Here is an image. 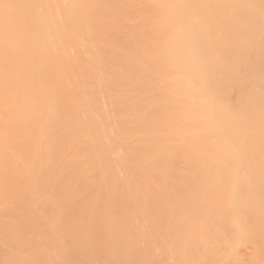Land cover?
I'll list each match as a JSON object with an SVG mask.
<instances>
[{
	"label": "rangeland",
	"instance_id": "1",
	"mask_svg": "<svg viewBox=\"0 0 264 264\" xmlns=\"http://www.w3.org/2000/svg\"><path fill=\"white\" fill-rule=\"evenodd\" d=\"M2 1L5 2V3L1 2V0H0V22H1L0 23V26H2V25L3 26H6V24H9L10 22H12L14 25L11 24V26L13 25V27H15L16 24L18 25V22L19 21H20L19 23H21V22H24L26 20L27 21H30V24H32V21L34 20V23L32 25H34L36 27H33V28H35V30L37 29L36 31H39L40 32L39 33L40 36H42V33H41L40 30L43 29L42 32H43V35H45L44 36L45 37L44 39L46 40V43H45L43 37H41V38L39 37L41 40L43 39V41H42L43 43L40 42L39 39H37L38 38L37 37L38 36L37 33H35V35H36L35 38L37 37L36 40L34 39V37L33 38L31 37L32 38L31 40H32V42H34L33 41V39H34L35 40V43L37 45L39 44V46L34 45V47L32 48V52L33 53L31 52V54H33V55L32 56H29L31 54L29 53L30 50H28V49H31V48L25 49L23 43L24 44H27V42H25V41L27 39H29V37L27 38V36L29 34H30V36H32L31 33H29L30 24L28 25L29 26V29L28 30L25 28L27 30L26 33H24L25 32L24 31V28H21L24 31L23 32L24 33L23 35H26L27 33H29V34H27V36H25L27 39H24V41H22L23 39L20 40L21 39V36L20 35H18V37L20 36V38H18L16 36V33H14L15 31L14 32L12 31V28L13 27L12 28L10 27L11 29L10 28L9 29L14 34L11 33V31H10V33L8 32V33H5L4 34L3 32H5V31L3 30V32H2L3 35H2L1 34V31H0V47H1L0 48V54L3 52V53H5V57H9V61L6 60L3 56L0 57L1 58V60H0V63H1L0 64V72L2 71V73H0V75H1L0 76V92H1L0 95L2 94L0 96V121H2V120L4 121V122L3 121L0 122V127L2 128V129L0 128V139H1L0 140V148L2 147L1 148L2 150L0 149V163H1L0 164V184H1L0 185V245L2 244V247L0 246V264H33V262H34V264H36V263L37 264H87V263L88 264H100L101 261L103 262V264L104 263L105 264H116V263H118V264H120V263L121 264H131V261L134 262V264L135 263H137V264H144V263L145 264H147V263L148 264H151L150 262H152V264H154L153 263L154 261L157 260L156 262H158V260L164 258V257L161 256L162 255V251L165 250L167 252L168 250H166V249H168V248L169 249H172L171 252H170L171 257H174L173 255H174V252H175V257L176 258L175 257L174 258L176 260H179V261H177V264H180L179 262H182L181 264H185V261H188L187 258L189 256H190L189 257L190 263L188 262L189 264H197V263L198 264H218V263L219 264H222L223 262H224L223 264H264V236H261V234L264 233V212H261V209L262 208H263L262 210H264V205H263L264 204V184L261 185L262 184L261 183L262 182L261 179L264 178V176L262 177V172H264V169H262V168H264V164H263L264 161L262 163L263 164V166H262V164H259V163H261L260 158L259 159L256 158L255 160L253 159L254 162H256V163L258 162V160L260 161L256 165L254 163L251 164V165L254 166V168H253L251 165H249L250 163L249 164H246V163H248L247 160L250 159V157L245 160L246 162L245 161L243 162L242 161L243 158L240 157V153H239V152L242 151V148L246 145L245 147H247L248 148L247 150H249V151H254V150H251L250 147H253L255 149V151H254L255 155L257 153H263L262 155H264V147H263L264 141L263 142L260 141L263 144V145L261 144L262 146L259 145V144H257V142H256L258 139L259 140L264 139V136H262V134L264 135V132H261L262 129L261 130H258L257 127H259V126L257 125V127H256V124H254V129L256 128L255 130L254 129L252 130V127H251V130L252 131L250 129L248 130L250 132H248L246 130H245V132H243L244 130L243 131H240L239 130V133L240 132H243L242 135L240 134V136H241L240 137L237 134L238 132H235L236 131L235 130L236 126L237 127L239 126L240 129H241V127L238 124V122H239L237 120L238 118H235L236 115L235 116L233 115V111H234V108L233 107H230V109H228L227 111H225L223 113V120H221L220 126L222 127L224 125H227V123H229V124H232V127H233V125H236L234 127V129H232V127L230 128L229 127V124H228L227 128L230 129V130L227 129V131H225L226 130L225 129L226 127L225 128L222 127V128H218L219 130L217 129L218 132H217V130H215L217 132L216 133L215 131L212 130V127H211V129L209 131V129H207V128L210 127V124L211 123L209 122L210 120L208 119V116H206L205 118H203L200 115L203 118V119H200V116H197V115H199V113L197 111H200V110H198V108L197 107H194V106L192 108H190V106H189V105H191L190 103H192V105H194L195 100L202 99L203 97H205V101L203 103L209 104L210 106H213L214 104H215L214 106H218L219 103H218V101L215 100V98H214L215 95L209 96L210 93L212 94L211 89L209 90V88H211V85L209 83L207 84L206 82H202L201 81V78L202 77H199V76L202 75L201 72H200V75H198V76H197V74L199 73V71L198 72L197 71L195 72V67L196 66L194 67L193 65H196V62H198V61H196L197 58H195L194 54L198 50L197 51L196 50L193 51V49H190L191 52H190V50H187V52H184L183 53L184 56H186L189 59L188 60V64L184 66V64H182L183 62L181 63L180 59H177V57H176L177 56V54H176L177 53V50H176L177 49V46H176L177 44H174V43H177V42L175 41V39H173V38L170 39L169 37H171V36H169V35H168L169 37H167V36L164 37V36H161L159 34H156L158 32L159 24H160L158 22L159 20H157L156 18H158L160 16V14H162L160 17H162V16L166 17L167 15H170L171 12H172V9H170L168 3L166 1H161V0H154V1L153 0H85V2L86 1L89 2V3H87L88 4L87 5L84 2V0H81V1L80 0H62V1L61 0H33L35 2L32 3V6L29 5L28 7L25 8V11H26V9L29 8V10H30V7H32L35 12L34 11L33 12L30 11L32 13L31 14L30 12L29 13L27 11L24 12V10H23L24 9V5L26 6L25 3H27L26 0H24V2H25L24 5H20V4H22V2H20L21 0H19V3H18V0H10V1H8V0H6V1L2 0ZM94 1H96V2H94ZM151 1H152V3H151ZM243 1H245V0H240V2H243ZM160 2H162V3H160ZM233 2H236L237 4L240 3L238 0H222V2L220 0H218V5L219 6H222L224 9L227 6L229 7V5H230L229 8H231L232 6L235 7L234 5H236V3L234 4ZM247 2L248 1L246 0V3ZM154 3H155V5H154ZM157 3H159V4H157ZM246 3L244 2L245 5H246ZM82 4L85 5V6H82ZM244 4L241 5V6L244 7L245 6ZM12 5L14 6L13 9H11L12 8ZM158 5H160L159 6V9H156V8H158ZM21 6H23V8H21ZM95 6H97V8ZM167 6H168V8H167ZM237 6L236 7L239 9L240 8V4H238ZM160 7H161V9H160ZM228 7L226 9H229ZM85 9L86 10H89L88 18H89V15L92 14V12L90 13V11L94 10L93 13H95L96 19H92V17H90L91 19H89V20L86 19L85 21H83V19H81V18H80L81 20H78L80 16L79 17L77 16L78 19H76V17H75L74 20H70V19H72L73 16H75L76 14H78L80 12H83ZM95 9H98V10H95ZM19 10H20L21 13L19 12ZM21 10H23V12ZM50 10H52V11H50ZM103 12H104V14H103ZM84 13H86V12H83L82 15H85ZM43 14L44 15L45 14L46 15L48 14V15L45 18L46 15L44 16ZM32 15L33 16L36 15V19ZM67 15H69V17H70L68 22H70V21L72 22V23H69V25L70 24L76 25V29H74L75 28L74 26H71L70 25L71 26L70 27L68 25V23L66 22L68 20V18H67L68 16ZM78 15H81V14H78ZM99 15H100V18H99ZM20 16H21V18H20ZM28 16H29V19H28ZM90 16H92V15H90ZM83 17L84 16H82V18ZM86 17L87 16H85V18ZM153 17H154V19H153ZM30 18L33 19V20H31ZM21 19H23L24 21L21 20ZM76 20H78V22L80 21L79 23H81V21H82V23L83 22L84 23L83 24L82 23L81 24H78V23L75 22ZM150 21H151V23H150ZM154 21H155V23H154ZM157 22H158V24H157ZM202 22H203V20H202ZM25 23L27 24V22H25ZM64 23H66V25H67L66 27H64V25H65ZM77 24L80 27H78ZM203 24H204L203 29L205 27L207 28V30L210 29V28H208L209 25H208V23L206 24L205 20H204ZM23 25H24V23H23ZM148 25H149V27H148ZM205 25H207V26H205ZM68 26H69V28L74 27V28H72V33H71V30H69V28H67ZM157 26H158V29H156ZM146 27H148V28H146ZM16 28H17V26H16ZM152 28L153 29H156L157 31L155 30L154 31L155 33H154ZM206 28L204 30H200L201 32L199 34L200 35L202 34L203 36H205V35L208 36L210 34L209 32H213L212 29L207 32ZM64 29H66V30H64ZM30 30H31L30 32H32V33L35 32V30H33V31H32V29H30ZM49 30H50V32H49ZM57 30H58V32L60 34L57 33ZM67 30H68V33L71 34V36H68L67 37V35H69L68 33H66ZM205 30H206V32H205ZM16 32H17V30H16ZM47 32H49V33L54 32V35L51 34L52 36H50V35H48L49 33H47ZM63 32H64V34H63ZM152 32L154 34H152ZM55 33L57 35H61L59 37H61L62 39H60L57 36L60 39V41H59L58 38H57L58 42H56L57 40H55L56 39L55 38L56 37V34ZM65 33H66V37L64 39L63 35H65ZM144 33L147 36H144ZM189 33L191 35L193 32H191V31H184L183 33H181L183 36L181 34L180 35L182 37H184L186 35L189 36ZM10 34H13V36L15 35L13 37V39H15V37H17L16 41L13 40V39H11L12 37H10ZM148 34H149V36H148ZM23 35H22V37H23ZM53 36H55V37H53ZM127 36H128V38H127ZM129 36H130V39H129ZM132 36H134V37H132ZM124 37H126V38H124ZM163 37L165 39H163ZM208 37L205 36L206 39H208ZM212 37L210 36L211 39H212ZM233 37H235V36L234 35H231V38L232 39L229 40V43H230L229 45H230V47H232L234 45L233 48H230V49L235 50V45L237 44V42L235 43V40L236 39L233 40ZM157 38H159L160 40L159 39L158 40H155ZM8 39H10L9 42H8ZM18 39L22 42V44H21L20 41H17ZM66 39H68V40H66ZM118 39H119L120 42L118 41ZM148 39H150V40L152 39L153 42L150 41V40H148ZM166 39L167 40H170V42L166 41ZM206 39H205V41H206ZM211 39H209V40H211ZM229 39H230V37H229ZM54 40H55V44L56 45L53 42ZM171 40H172V42H171ZM226 40L227 41H225V45L228 44L227 43L228 42V39H226ZM237 40H238V38H237ZM11 41H13L14 44L17 43V44H19L21 46L23 45V47H21V48H19V46H18V50L21 49L22 51L21 50L18 51L15 48V47H17V45L16 44H15L16 46L12 45L13 43ZM47 41H48L49 45H47V47H46L45 44H48ZM160 41L163 42L162 44H165V45L162 46V47H160L162 45ZM231 41H233V43H235V44H231ZM32 42L30 41V43H32ZM131 42H133V44ZM7 43H8V46H7ZM153 43H155L154 45H156V47L153 45ZM171 43H173V44H171ZM32 44H34V43H32ZM115 44H116V46H115ZM149 44H151L152 46L151 45L149 46ZM27 45H25V46L26 47H31V45L30 46H27ZM117 45H119L118 46L119 48L117 47ZM237 45H236V47H237ZM242 45H244V44H241V47H242ZM9 46H11V49H10ZM13 46H14L15 49H13ZM121 47H122V49H121ZM228 47L225 46L226 51L228 50ZM245 47H242V48H244V51L246 50ZM34 48H36L37 51H33ZM162 48H163V50H162ZM164 48L165 49L167 48L166 49L167 51H164L165 50ZM4 49H5V52H4ZM26 50H28V52H27V55L25 54V58H24V53H26L25 52ZM172 50H173L174 53L172 52ZM242 50L243 49H240V50L237 49L236 51L239 52V51H242ZM199 51H200V49H199ZM17 52H20V53H17ZM170 52H172V54ZM6 53H7V55L8 54H10V55L7 56ZM192 53H194L193 56H192ZM16 54H18V55H16ZM167 54H169V56ZM2 55H4V54H2ZM19 55H21L20 58L27 59L28 61L25 60V62L23 61L24 62L23 63L21 61L22 60L21 59L20 61L23 64L22 63L20 64V62H18ZM172 55H173V57H172ZM188 55H190L192 59L190 58V56L188 57ZM262 55H264V54H262ZM11 56H14L13 57V60H12V57ZM163 56H167L168 58L163 57ZM170 56H171V58H170ZM256 56H260V55H256ZM2 57L6 60V62H7L6 65L7 66L3 64L5 61H4V59ZM174 57H176V58H174ZM165 58L168 61V63L165 60ZM193 58H195L196 60H194ZM258 58L259 57H257V59ZM14 59L16 60V62H15ZM123 59L124 60L126 59L125 62L123 61ZM135 59H137L136 60L137 62L136 61L134 62ZM148 59H150V60H148ZM174 60L175 61L177 60V62H175ZM262 60H264V56H262ZM150 61L151 62L154 61V62H152V64H151ZM14 62L17 63L18 66L20 64V67H18L17 65H15ZM126 62H128V63H126ZM142 62H144V63H142ZM170 62H173V65L171 66V68H170V65L171 64L169 65ZM176 63H177V65H176ZM218 63H220V62H216V64L214 63V64L210 65L209 68H214L215 69L216 68L215 66H217ZM112 64H114V65H112ZM124 64L125 65L127 64V65L125 66ZM161 64H163V65H161ZM164 65H165V67H164ZM246 65L248 66V68H247ZM246 65H245L246 66V69H249V67L252 68V66H253L250 63L249 64L246 63ZM189 66H190V68H189ZM6 67H7V70H6ZM8 67H9V69H8ZM15 68H17L19 70H16ZM20 68L22 69V72H21ZM128 68H129V70H128ZM192 68H193V70H191ZM161 69H162V71H161ZM168 69H170V70H168ZM174 69H176L177 72ZM7 71L8 72L10 71L11 73L10 72L8 73ZM19 72H20V74H17ZM174 72H175V74H174ZM229 72H230L229 70L225 69V72L223 73L224 80H225L224 81V85H227V87L228 86L231 87L233 84H235L234 83L235 82V78L233 76H231ZM176 73L179 76H181L180 79H179L180 82L177 81L176 78H175V75H177ZM182 73H183V76H182ZM226 73H228L231 77L229 75H227ZM2 74H5V76L2 75ZM10 74H11V76H10ZM37 74H38V76H37ZM218 74L219 73H217V76H218ZM6 75L8 76V79L6 78L7 77ZM163 75H165V76H163ZM219 75H221V74H219ZM226 75H227V77H226ZM2 76H4V77H2ZM137 76H139L138 77L139 79L137 78ZM188 76H189L190 79L188 78ZM37 77H39V78H37ZM150 77H152V79ZM182 77H183V79H181ZM2 78H4V79L2 80ZM15 78L18 79V80H20V82L18 80H16ZM191 78L193 80H195L196 78H198L199 80L196 79L195 81H193V80H191ZM130 79H131V81L129 82ZM133 79H134V81H132ZM1 80H2L3 84L1 83ZM7 80H9V81H7ZM10 81H12V83ZM178 82H179V84H178ZM199 83H200V85H199ZM205 83H206V85H205ZM17 84L21 88L20 89L21 91L24 90L23 92H21L20 90H18L19 87L17 86ZM195 84L198 85V86H196ZM201 84H203V85H201ZM208 85H209V88H208ZM251 85L252 84H250V83L248 85L246 83L243 84V86L247 87V90H245L246 91V94L245 95H247V96L245 98H247L248 100L245 99V102H243V104L246 103L245 106L243 107V109L245 108V110H247L246 112L250 111V109L252 110L253 107L254 108L257 107V105H256L257 103H255L253 105L252 102H251V99H250L253 96V94H254V92H252V96H250V93L249 92H251V91L254 90L253 88L251 90L248 89V86H251ZM132 86L135 87V88H133ZM1 87H3V88H1ZM31 87H32V90H34V91H31ZM173 87H174V89H173ZM175 87H176V89H177V91L179 93L176 91ZM187 88H188V90H187ZM192 89L195 92H193ZM206 89L208 91H206ZM262 89L264 90L263 87H262ZM190 90H192V91H190ZM15 91L17 92V94H16ZM26 91L27 92L29 91V94L24 95V98H23L22 97L23 95L21 93L26 94ZM115 91H116L117 94L115 93ZM245 91L242 90V92H245ZM19 92H21V93L19 94ZM109 92H110V94H109ZM169 92H170L169 96H166V95H168ZM242 92L240 91L239 94L240 93L241 94H244ZM125 93H127V94H125ZM154 94H155V96H154ZM192 94H195V95H192ZM204 94L207 95V96H205ZM133 95H134V97H133ZM187 95H188V97L185 98V96H187ZM196 95H197V97H196ZM15 96H16V99H15ZM135 96H136V98L139 97V99H135ZM5 97H7L6 99H7L8 102L10 101L9 103H7V101L5 100ZM140 97H142V100H141ZM146 97H148L147 100H146ZM176 97L178 99H176ZM190 97H192L195 100L191 99ZM248 97H250V98H248ZM26 98H27V100H26ZM17 99H21V100H19V104H18V100ZM24 99L27 101V105L24 104V103H26V102H23V101H25ZM252 99H253V97H252ZM112 100H114V105H113ZM145 100H146V103H145ZM162 100H163L164 104H166L167 106L166 105H162L160 103V102H162ZM171 100H173V102ZM189 100H191L192 102H189ZM214 100H215V103L214 102L211 103V101H214ZM132 101H133V103H132ZM186 101L189 103V105L187 104ZM20 102L21 103L23 102V103L21 104ZM28 102H29V104H28ZM34 102L36 104H34ZM111 102H112V104H111ZM118 102H120V103H118ZM182 102L184 104L186 103V106L185 107H183L184 104ZM216 102H217V104H216ZM107 103H108V105L111 104V106H108L109 107L108 109L106 108L107 105H105ZM134 103H136V104H134ZM141 103H142V105H141ZM17 104L18 105H22V106H18ZM145 104H146V106H145ZM155 104H156L157 107L155 106ZM24 105H26V106H24ZM124 105H125V107H124ZM127 105H128V107H127ZM132 105H133L134 108L132 107ZM176 105H177V107H176ZM255 105H256V107H255ZM53 106H56V107L53 108ZM147 106H148V108H147ZM173 106H175V109H173L174 108ZM138 107H139V109H138ZM163 107H164V109H163ZM60 108L63 109V110H60ZM115 108H117V109H115ZM156 108H157V110H156ZM55 109H56V111H55ZM142 109H144L146 111H144ZM176 109H177V111H176ZM195 109H197L196 112H195ZM258 109H260V108H258ZM26 110H27V112H25ZM139 110H142L143 112H141ZM7 111L8 112L12 111V112L8 113ZM57 111H59V113ZM255 111L257 112V110H254L252 112H255ZM235 112H237L236 108H235ZM252 112H248V113L251 114ZM34 113H35V115H34ZM141 113H142V115H141ZM157 113H158V115H157ZM173 113H174V115L176 114L177 116L176 115L174 116ZM230 113H232V114H230ZM248 113H246V114H248ZM52 114H53L54 117L52 116ZM55 114H57V116ZM201 114H203V113H201ZM224 114H226L227 116L225 115L226 116L225 117ZM58 115H60V116H58ZM254 115H255V113H254ZM51 116H52V118H51ZM166 116H168V117L166 118ZM55 117H57L58 120H56ZM152 117L153 118H157V119H153ZM161 117H163V120L166 119L165 120L166 122L164 121V123H166V126L168 125L167 127L164 126L165 124L163 125V122L161 120L162 119ZM189 117H191V118L189 119ZM175 118H176L177 121L175 120ZM38 119H42V120L40 121ZM152 119H153V121H151ZM24 120L26 121V123H25ZM43 120H45L46 123ZM185 120H187L186 123L184 122ZM17 121H18V123H17ZM223 121H224V123L222 124ZM6 122L8 123V125L9 124L10 125L8 126L6 124ZM52 122H54V123H52ZM56 122H57V124H56ZM151 122H152V124H157V125L149 126L148 124H150ZM170 122H171V124H170ZM243 122H241V123H243L244 125H246L245 124L246 121H243ZM48 123H49V125H48ZM187 123H188V125H187ZM39 124H41V125H39ZM53 124H54V126H53ZM145 124H147V125H145ZM181 124L184 125V126H182ZM44 125H46V126H44ZM55 126H57V127H55ZM147 126H149V127H147ZM161 126H163V127L161 128ZM173 126H174V128H173ZM185 126H187L188 128L185 127ZM11 127L13 128L12 130L10 129ZM14 127L16 128V130H15ZM17 127L19 129H21V130L19 131V129ZM144 127H146L147 130ZM164 127H165V130H163ZM150 128H153L154 130H152ZM195 128H196V130H194ZM243 128L244 129H248V127L245 128V126ZM197 129L199 130L198 133H197ZM222 129L223 130L225 129V130L223 131ZM259 129H260V127H259ZM9 130H11L12 133L15 132V135L14 134L12 135V133L9 134ZM155 130H157L156 132H158V130H162V132L159 131V133H160V135H159V133H157V134L155 133ZM186 130H188L190 133L188 131H186ZM200 130H202V132ZM17 131H18V133H17ZM175 131L176 132H179V133L175 134L176 133ZM184 131H185V135L186 136L183 133ZM194 131H196V135H195ZM259 131L262 133L260 135L261 137H263L262 139H261L260 136L258 137ZM98 132H100V133H98ZM221 132H222V134H221ZM94 133H95V136H94ZM134 133H135V135H134ZM129 134H131V135H129ZM138 134H139V136H137ZM155 134L157 136L159 135L158 136V139H156V140H155V138L157 136L155 137L154 136ZM190 134H191V136H190ZM192 134H193V137H192ZM216 134H218V135H216ZM245 134L247 136H245ZM5 135H6V137L9 136V137H7L8 140L5 137ZM18 135H19V137H18ZM187 135H188V137H187ZM198 135H200V137L201 136L203 137V135H205L204 136L205 139H206V135H207L206 141H209L208 137L209 138L212 137V139H210L211 142L210 141L209 142L210 143L213 142V143L210 144L208 142L209 145L208 144L207 145H204L207 142H203V144L202 143L201 144H202V147L204 146V149H198L199 147L196 148V144L194 143V145H195L194 146L192 142H193V140L194 141L197 140V138L199 137ZM22 136H23L24 140L27 141V142H25L23 140ZM145 136H147V137L144 138ZM149 136L151 137V140H150V137ZM172 136H174L176 138H174V137L171 138ZM219 136L221 138H223V140ZM253 136H254V139L252 138ZM13 137H14V139H12ZM123 137L126 138L127 140L124 139ZM135 137H136V141H135ZM148 137H149V139H148ZM214 137H215V139H214ZM232 137L233 138L235 137V138L233 139ZM250 137H251V139H250ZM16 138H19V139L16 140ZM184 138H186V139H184ZM190 138L193 139V140H191ZM256 138H258V139H256ZM34 139L37 142H35ZM122 139L124 141H121ZM129 139L131 140V142L129 141ZM145 139H147V140H145ZM169 139H171V140H169ZM198 139L200 140V138H198ZM220 139H221V141H220ZM235 139H236V141H235ZM41 140H42V142H41ZM138 140H140V141H138ZM233 140L235 142H237L235 145H234L235 142ZM252 140H254V141H252ZM30 141H32V143H34V144H32ZM38 141L41 143V145L39 144ZM117 141L120 142L121 145L118 143L120 147H117L118 146L116 144ZM132 141H133V143H132ZM16 142H17V144H16ZM28 142L31 143L33 146H35L36 149L34 147H32V145L29 144ZM128 142H129V144L127 145ZM169 142H171V143H169ZM190 142L192 143V145H190L191 144ZM225 142H226V144L229 147H227V145L225 144ZM229 142H231V143H229ZM241 142L243 143V147H242V143ZM248 142H251V143H248ZM255 142H256V144H254ZM260 142H258V143H260ZM150 143H151V145H150ZM154 143H155V145H154ZM36 144H37V146H36ZM106 144L109 145V146H107ZM152 144L155 147H153ZM231 144H232V147H231ZM22 145H23V147H22ZM44 145H47V146L46 147H43L44 148L43 150L45 152L47 151L46 153L47 154L49 153V155H50V156L49 155L48 156L46 155V157H49L50 158L52 156L51 157L52 158V161H50V162H49L50 159L48 160V158H46L43 155V154H45V152L42 151V152H44L43 154L40 152L41 149H40L39 146H44ZM122 145L123 146L125 145V146L124 147H121ZM172 145H174V146H172ZM221 145H222L223 148L221 147ZM24 146H26L25 149H24ZM29 146L32 147V148H29ZM151 146H152V148H150ZM158 146L163 147V148H157ZM176 146H177V148H175ZM207 146H208V148H207ZM234 146H235V148H234ZM57 147L58 148L61 147V148L58 149ZM100 147H102V148L100 149ZM126 147H127V149H126ZM181 147H182V149H181ZM186 147H188V148L186 149ZM240 147H242V148L240 149ZM45 148H47V149L49 148V149L46 150ZM95 148H96V150H95ZM171 148H172V150H171ZM193 148H194V150H193ZM217 148H219V149H217ZM50 149L51 150L53 149V150L51 151ZM119 149L121 150L122 155H121V152H120ZM149 149L150 150L152 149V150L149 151ZM155 149L156 150L158 149V152L159 151L162 152L163 149H164L166 153L163 151V154L161 156H159L161 152L160 153H157L155 151ZM168 149H170V151ZM176 149H178V150H176ZM197 149H198V151L199 150H201V151L197 152L196 151ZM14 150H16V152ZM22 150H24V151H22ZM37 150L40 152L39 155H38V151ZM56 150H57V152H55ZM146 150H147V152H146ZM217 150H218V152H217ZM222 150H223V152H222ZM234 150H235V152H234ZM243 150H246V149L243 148ZM105 151H107V152H105ZM125 151L127 153H125ZM174 151H177V152L175 153ZM188 151H190V152H188ZM202 151H204L206 153H204ZM58 152H60V153L58 154ZM145 152H146V154H148L147 156H146ZM124 153H125V155H124ZM236 153L238 155H236ZM154 154H156L158 156L157 159H156V156ZM169 154H170V156H169ZM175 154L177 155V159L175 157ZM244 154L246 155L245 152H244ZM35 155L39 156L40 159L45 160V165L47 167L45 165H43L44 164L43 162H42L43 164L41 163V161H43V160L40 161V159L39 158L37 159V156H35ZM83 155H85V156H83ZM144 155H145V157H144ZM227 155H229L227 158L229 159V157H230L232 159V161H229V162H231V164L230 163H227L228 161H226V164H228V165L230 164L231 166H235L236 171H235V169H233L234 167L232 168L229 165L231 167L230 169H232L233 171H235L234 173L232 171V173L234 175L231 174V172H230L231 175L230 174L229 175L228 174L227 175L226 174L223 175V172L222 171H223L224 167L227 166V165H225V162L222 161V160H226L225 159V156H227ZM250 155H251V152H250ZM66 156H67V158H66ZM92 156L94 157V159H93ZM181 156H182V158H181ZM188 156L190 158H188ZM205 156L207 158H205ZM43 157H45V158H43ZM57 157H58V160L56 159ZM110 157H111L112 160L110 159ZM126 157H127V159H125ZM107 158H109V160ZM211 158H213L212 159V162H211ZM245 158H247V157H245ZM231 159H229V160H231ZM235 159H236V161H235ZM237 159H240V160L237 161ZM46 160H47V162H46ZM115 160L116 161L119 160V161L116 162ZM157 160H159L160 163ZM170 160H172V161H170ZM183 160H184V162H183ZM213 160H214V162H213ZM253 160H252V162H253ZM166 161H168V163L171 165V167H170V165L168 163H165ZM208 161H210V162H208ZM48 162H49V165L52 164V166H53L52 168L53 169H51V166H49L50 168L48 167V164H47ZM161 162H162V164H161ZM232 162H233V164H232ZM37 164H40V165H37ZM56 164H57V166H56ZM62 164L64 166H62ZM153 164H155L156 166L153 165ZM157 164H160V166L157 165ZM187 164H188V166H187ZM65 165H67V167L69 169ZM198 165H200V166H198ZM210 165L214 167V168L211 169V171L214 172L213 174H212V172H210V168H211ZM259 165H260V167H259ZM41 166L46 167L47 172L49 171V173H51V174L48 173L49 174V176H48V174L46 173V169H43L44 167L41 168ZM173 166L174 167L177 166L178 168L176 167L175 168L176 170H174V167ZM180 166L182 168H180ZM216 166H218V167L220 166V169L218 167H216ZM229 166H227V168ZM24 167H26V168H24ZM184 167H186V168H184ZM6 168H8V169H6ZM40 168H41V170H40ZM205 168H207L208 171ZM1 169L4 171V173H3V171ZM202 169H204L205 171L204 170L202 171ZM61 170H63V171L61 172ZM74 170H76V171H74ZM158 170H159V172H158ZM164 170L166 171V173L164 172ZM196 170H198L197 173H195ZM217 170H218V172H217ZM19 171H20V173H19ZM54 171H55V174L53 175V172ZM252 171H254L255 174H254V172L252 173ZM36 172L37 173L42 172V173H40L41 176H39V174L37 175ZM76 172H77V174H76ZM78 172H79V174H78ZM9 173L11 175H9ZM32 173H34V174H32ZM73 173H74V175H73ZM178 173H179V175H178ZM250 173H251V175H249ZM14 174H15V176H14ZM44 174H46L45 176L46 177L48 176V177L47 178L46 177L44 178ZM147 174L149 176H147V178H146V175ZM183 174H184V176H183ZM219 174H220V177H219ZM162 175H163V177H162ZM166 175H167V178L165 177ZM180 175H181V177H180ZM82 176H84V177H82ZM154 176H155V178H154ZM244 176H246V177H244ZM195 177H197V178H195ZM58 178H59V180H57ZM172 178H175V182H177L175 184V182L173 181V184H175L174 187H173V185H171V182L168 183ZM183 178H184V181L189 180V181H187L189 183L186 182V185H185L184 181L182 182ZM214 178H216V179H214ZM29 179H31V181ZM79 179H81V180H79ZM213 179L214 180H217L218 179L217 180L218 183L216 181H214V184H213ZM14 180H16V181H14ZM172 180H174V179H172ZM232 180L235 181V182H233ZM178 181H179V183H178ZM191 181L193 182V184L191 183ZM199 181L200 182L203 181V187L204 188L201 187V189H206L207 188L206 189L207 191L203 190V192L204 191L206 192L204 194L202 193L200 187L198 186L199 184H200V186L202 184ZM223 181H224V183H223ZM15 182H17V183H15ZM44 182H46L48 185L46 183H44ZM67 182H68V184H67ZM71 182H72V185H71ZM165 182H166V184H165ZM181 182L184 183V184H181ZM194 182L195 183H198L197 184V187H199V188L192 189L193 188L192 186H188L192 190H196V192L195 191H192V192H194L192 194V195H194V198H192V196H191V197H188L186 199V197L189 196V194L191 195L190 192L188 193V191H190L191 189H189L187 187V185L188 184L189 185H194ZM215 182H216V184H215ZM158 183H160V184L158 185ZM255 183H256V185H255ZM64 184H66L67 187ZM152 184H153V186H152ZM163 184H164V187H163ZM177 184H178V187H177ZM217 184H219V185H217ZM227 184H229V186H232V187H230V189H229V186H227ZM232 184L236 185L235 186V190L236 191L234 189H232L234 187ZM168 185H170V186H168ZM181 185H185V187L187 189H189V190H187L184 186H182L184 189H186V190H184L181 187ZM211 185H213V186L211 187ZM6 186H7V188H6ZM244 186H246V187H244ZM254 186L256 187V189H255ZM2 187H3V189H2ZM152 187L153 188L156 187V189L155 188L153 189ZM157 187H159V188H157ZM167 187L168 188H172L173 187L174 189H169V190L168 189H165ZM217 187L218 188L221 187V189H222V192H220V195H217L219 193V192H217L218 191V188ZM242 187H244V189H242ZM103 188H105V189H103ZM160 188H162V189H160ZM179 188L181 189V191H183L182 193H181L180 190L179 191L176 190V189H179ZM5 189H7V190H5ZM159 189H160L161 192L160 191H157ZM198 189H200V194H202V195H200L198 193L200 196L205 195V198L204 197L201 198L202 200L200 199V196H197L195 198V196L197 195V192L199 191ZM231 189L233 190V192H231ZM8 190H10V191H8ZM13 190H14V192H13ZM113 190L115 191V193H113L114 192ZM173 190H175V191H173ZM154 191H156V192H154ZM169 191H170L171 194L169 193ZM185 191L187 192V196H184V195H183L184 197L181 196L184 193L186 195V192ZM2 192H3V194H2ZM10 192H12V193H10ZM152 192L155 193V194H152ZM157 192H159V193H157ZM166 192H167V194H166ZM174 192H175V194H173ZM123 193L125 195V198H128V199H126L127 201L123 197L124 196ZM127 193H128V196L126 195ZM168 193L170 194L169 197H168V195H169ZM177 193H178V195H176ZM232 193H234L235 195L232 194ZM114 194L117 197H115ZM223 194L226 195V196H224ZM113 195H114V197H113ZM118 195H119V197H118ZM150 195L152 196V198H151ZM160 195L162 197H164L166 195L167 196V199H166V197L164 199H162V197ZM228 195L233 196V198H236L238 201H241V202H243V200H244L245 197H247L248 201H249V199L257 200L258 205H255V206H259V207H257L258 209H260L262 207L259 210V213L260 212L261 213L260 214L258 213L259 215L257 214L256 216H255V214L252 215V213H254V210H253V212L251 210L252 213L249 212L250 210L247 211L248 209H246L245 207L248 204L246 205L245 202H243L246 205L245 207L243 206L244 204L243 205H237V206H239L240 211L241 210H243L244 212L247 211L246 212L247 214L244 213V214H246L244 216H242L243 215L242 213H241L242 215L239 214L240 216L238 215V213L234 214L236 212V210H237V212H239V210H238L239 208L238 207H236L238 209H235L234 208L235 207L234 206V199H231V197L228 196ZM3 196H5L6 198H3ZM9 196H11V197L8 198ZM146 196H148V197L150 196L149 199L146 198ZM180 196H181L182 199L185 198L188 201V202L187 201L185 202L184 200L179 199V201H182V202H180L181 206L179 204V207H181V209L182 208L184 209V210H182L183 215L181 214L182 213L181 212V209L178 207V203H179L178 200H176L177 202L174 201L175 199L180 198ZM249 196H250V198H249ZM33 197H34V199H33ZM61 197H62V199H61ZM153 197H155V199H154L155 202L152 200ZM156 197H159V198H156ZM207 197H209V198H207ZM1 198L4 200L3 203H2L3 200ZM40 198H42V199H40ZM116 198H117L118 201L116 200ZM122 198H123V201H122ZM172 198H173V200H172ZM190 198H192L191 199V203L189 201ZM198 198L202 202H199L198 201L199 200ZM224 198L225 199L227 198V199L224 200ZM260 198L262 200H260ZM58 199H60V200H58ZM156 199H157V201H156ZM160 199H161V201H159V203H158V200H160ZM194 199L195 200L197 199L196 201H198L199 204H197V202ZM206 199H209L210 202H211V204H215L216 206L219 204V203L218 204L215 203L217 200H219V202L221 203L222 206L227 201V203H229L230 210L231 209L232 210L235 209V210H233L234 213H232V212L229 211V209H227L228 211H226V207H225V210H224L223 213L228 214L227 215L228 218L226 219L225 218L226 215H224L222 213L223 214L222 216H224V218L222 217L223 221L220 222L221 220H219L220 225H221V223H223L221 226H223V227L224 226H227V228L229 226H231L232 227V228L230 227L231 230H230V228H229V230L226 229V227L225 228H222V230H219L218 231L220 233L219 235H218V232H216V234H214V231H213L212 234H214L213 235L214 237H212L211 235H209L210 237H212V238L209 237L210 239H212L211 240L212 243L210 242V240L208 241V239H209L208 237H206V238H208L207 241L202 237L203 238L202 240L204 242V244H203L202 243V240H200L201 238L198 239V237L200 235L194 229V227L197 226V225H199L200 228L198 226L195 227V228L198 229V230L200 229L199 232L203 233V231H204L203 228H205V226L208 225L207 222H210V224H211V223L215 222L214 219L215 220L217 219V221H218V216H216L217 218L214 217L213 220H212V218L210 217V214H209V219H208L209 221L207 219L203 218V216L201 218V216H200L201 214H199V213H201V211H198V210H202V208H199V205L201 206V204L202 205H204L205 203L207 204V201L208 200L206 201ZM30 200H32V201H30ZM33 200L35 202L37 201V205H36V203ZM52 200H53L54 203L52 202ZM67 200H69L71 202H68ZM76 200H77V202H76ZM144 200H146L147 202L144 201ZM170 200H172L173 202L177 203L178 209L175 206L173 208V203ZM214 200H216V201H214ZM228 200H230V201L228 202ZM232 200H233V202H232L233 206L230 205V202ZM9 201H10V203H9ZM80 201L81 202H84L85 201L84 204L86 203L85 204L86 206L83 203L81 204ZM165 201H168L169 203L166 202L167 203L166 204ZM193 201H195L194 204L192 203ZM29 202H31V203H29ZM64 202L66 203V206H65V203ZM105 202H106L107 206H106ZM148 202H149V204H148ZM161 202H162V204H161ZM163 202L167 205V206L165 205L166 208H163V204H164ZM237 202L235 203V205L237 204ZM15 203L17 205L20 203V205L17 206ZM79 203H80V205H79ZM139 203H141V204H139ZM171 203H172V205H171ZM186 203H187V205H186ZM188 203L190 205H188ZM251 203H252V201H251ZM21 204H22V206H21ZM46 204L47 205L48 204L49 205L52 204L53 206L52 205L51 206H49V205L47 206ZM57 204H59V205H57ZM74 204H75V206H74ZM89 204H90V206H89ZM95 204H96L97 207L95 206ZM121 204H122V206H121ZM159 204H161V205H159ZM168 204H170V206ZM183 204H185L186 207L189 206V208L193 205L192 207H193L194 210H192V207H191V209L188 208L190 210V212H189L187 209H185V206L182 207ZM208 204H210L209 201H208ZM261 204H262V206H260ZM28 205H30V206H28ZM38 205H39V207H38ZM78 205H79V207H78ZM83 205H84V207H82ZM195 205H197L198 207H196ZM31 206H33L34 208L32 209ZM35 206L38 207V208H36ZM123 206H124V208H123ZM158 206H160V208H158ZM40 207H41L42 210L41 209L39 210ZM49 207H52V208L49 209ZM91 207H94L95 208V211H93L94 209H91ZM142 207H143V209H142ZM218 207L220 208V206H218ZM10 208L12 209V211H10ZM100 208L103 209V210H101ZM34 209H36V210H34ZM155 209H156V211L158 210L159 212L158 211L155 212ZM166 209L169 210L170 212L169 211L167 212ZM179 209H180V213L178 211H176V210H179ZM249 209H252V208L249 207ZM255 209H256V207H255ZM117 210H118V212H117ZM185 210H187L188 216H190L189 218H191V217L194 218L195 217V219H192V220L190 219V222L187 219V222H189V224L185 220L186 219V215H185L186 212H185ZM206 210L204 209V211H206V213H210L209 206L207 207ZM220 210H218L219 211V215H220V212L222 211V210L221 211ZM257 210H255V213H257L256 212ZM145 211H147V212H145ZM164 211H165L166 215H165ZM90 212H92V213H90ZM152 212H154L153 213L154 215L152 214ZM171 212H173V213L175 212V214H177V215H174ZM202 212H203V210H202ZM215 212H214V216H215ZM227 212H229L231 214H229ZM71 213H72V215H71ZM156 213H158V215H160V216H158ZM169 213H171V214L169 215ZM189 213H190V215H189ZM103 214H105V215L103 216ZM128 214H129V218L127 217ZM194 214H195V216H194ZM96 215H98V216H96ZM163 215L166 216L167 219L166 218L163 219V217H161ZM230 215H233V216H230ZM123 216H124V218L126 220L124 218H122ZM147 216H149V217H147ZM154 216L156 218H154ZM172 216L179 217L178 218L179 220L183 216L182 217L183 219H182V221L181 220L180 221L177 220V222H181L178 225V223L175 222L176 223L175 224L173 222V221H176L174 218L177 219V217H174L173 218ZM188 216H187V218H188ZM196 216H198L197 217V220L200 218L199 220H202L203 219V221H199V223H198V221L196 220ZM236 216L239 217V218H237ZM144 217H146V218H144ZM16 218H17V220H16ZM170 218H173V220L170 221L171 220ZM77 219H79V220H77ZM122 219L124 221L121 223L120 220H122ZM156 219H157V221H156ZM137 220H138V222H137ZM183 220L186 222L185 224L183 223ZM206 220H207V222H205ZM226 220L229 222V224H228V222ZM251 220H253V221H251ZM11 221H12V223H11ZM58 221H59V223H57ZM77 221H79V223ZM93 221H95V222H93ZM194 221H195V223H194ZM224 221H226V222L224 223ZM100 222H101V224H100ZM130 222L131 223L133 222V223L131 224ZM201 222H202V224H201ZM204 222L207 225L205 224V226H204ZM98 223L100 224V226H99ZM102 223L104 225H102ZM114 223H117V224L119 223V224L118 225L116 224V227L114 228V226H115ZM170 223H171V225L170 226H167ZM190 223H193V225L190 224ZM196 223H198V224L194 226V224H196ZM226 223H227V225H226ZM250 223H251V225H250ZM254 223H256L257 228L255 227V229H251V227H254ZM18 224H19V226H18ZM112 224H114V225H112ZM125 224H126V227H127L126 229H124L125 228ZM148 224H151L152 226L150 225V227H149ZM159 224H161V225H159ZM181 224L182 225L184 224V226H182ZM11 225H13L14 227L11 226ZM20 225H21V227H20ZM96 225H97V227H96ZM138 225H139L140 228L138 227ZM175 225L178 226L177 229H174L176 231H174L172 229V227H171V226H174L173 228H176ZM201 225H203V226H201ZM220 225L217 226V227H220ZM55 226H56V228H55ZM68 226H70V227H68ZM91 226L94 227V229ZM103 226H105V228ZM120 226L123 227V228H120V230L122 229L121 231H123V229L126 232L128 231L127 232V235H125L126 232L123 231L124 233H122V232H120L118 230ZM136 226H137L138 229L136 228ZM87 227L88 228L90 227V229L88 230ZM166 227H168L167 228L168 230H166ZM170 227H171L172 230H170ZM191 227L195 230V232L197 234L194 231H193L194 234L191 232L193 235L189 233L191 230H193ZM18 228H19V231H18ZM68 228H70V229H68ZM112 228H114L115 230L113 231ZM147 228L149 230H152V232H150V231L147 232L148 231ZM178 228H179L180 231H178ZM186 228H188V230H190V231H188V230L187 231H188L189 236H192L191 238L188 236L187 233H186V235H184L185 232H187L186 231ZM91 229H92V231H91ZM108 229L110 230L111 234L109 232H107ZM181 229H183L182 231H185V232H181ZM238 229H240V230H238ZM94 230H98V233L95 231L96 234H97V236H96L95 232H93ZM116 230H118V231H116ZM129 230H131V232ZM153 230L155 231L154 233H153ZM259 230L262 233L261 232L259 233ZM70 231H72V232H70ZM115 231H116V233H114ZM168 231H169L170 235H169V233L166 234V232H168ZM220 231H222L223 234ZM233 231H234L235 234L233 233ZM118 232H120L121 234L118 233ZM163 232L166 234V236H165V234ZM239 232H240V235H239ZM87 233H89V235H87ZM91 233H93V234H91ZM106 233H108L110 235H106ZM128 233H129V235H128ZM135 233L137 234L136 235L137 237L135 236ZM227 233H228V235H227ZM116 234H118V235L120 234L122 236H125V239H124V237L122 238L125 243L121 239L122 236L120 237V235H119V237H120V240L119 241L121 242V245L120 246L119 245H116V244H120L119 241H118L119 237ZM182 234H183L184 237H182ZM85 235H87V236L85 237ZM100 235H102V237ZM145 235L146 236H149V237H146ZM176 235H177V238H176ZM197 235H199V236H197ZM215 235H216V237H215ZM63 236L65 237V239H64ZM73 236L76 238V240L74 239ZM89 236H91V237H89ZM105 236H107V237H105ZM108 236H109V238H110L111 241L109 240ZM178 236H180L182 239H184L185 244L183 243V241L181 239L179 241L178 238H180V237H178ZM201 236H202V234H201ZM217 236H218V239L216 240ZM226 236H227V239H226ZM61 237H63V238L61 239ZM84 237L85 238H88L89 237V239L94 238V240L92 239V241L89 240V242H88V240L85 239ZM127 237H129V238H127ZM166 237L169 238L170 241ZM194 237H195V239H194ZM196 237H197V239H196ZM2 238H3V240H2ZM18 238H19V240H18ZM95 238H97V239H95ZM115 238H118V239L115 240ZM130 238H132V239H130ZM139 238L141 239L140 241H139ZM172 238H173V240H172ZM185 238H187V239H185ZM213 238H215L214 241L216 240L215 243L213 242ZM58 239H60V240H58ZM113 239H114V241L112 242ZM142 239H144V240H142ZM159 239H161V240H159ZM163 239H164L165 244L163 243ZM188 239H191V240H188ZM192 239H193V242L196 241V243H193L192 242ZM37 240H38V242H37ZM145 240H147V241H145ZM166 240H168V241H166ZM185 240L191 241L194 245L192 243L190 244V242H187ZM70 241H71V243H70ZM73 241L76 244L72 243ZM171 241H173V242L171 243ZM205 241H206V243L208 245L206 247H205ZM222 241H223V243H222ZM82 242L84 243V247L82 246L83 245ZM90 242H96V243L95 244L94 243H91L90 244ZM109 242H110V244L107 245ZM198 242H201L202 244L201 243L197 244ZM103 243H104V245H103ZM105 243H106V246H105ZM122 243H124L125 245L122 244ZM167 243H169V244H167ZM188 243L190 245H188ZM210 243L212 244V246H211ZM213 243H214V245H213ZM85 244H87V245H85ZM209 244H210V246H209ZM63 245H64V247H63ZM88 245H91L90 246L91 248L90 247H87ZM169 245L171 246V248H170ZM179 245L182 246V247H184L185 245H187V246H189L188 249L191 248L190 246L193 245V248H191V250L194 252V254L189 249V252H191V253H189V255H185V253H183V252L184 251L185 252L188 251V250H184L187 247L185 246L184 249H183ZM37 246H38V248H37ZM93 246L96 248L95 251H97V252L99 251L98 253L94 251L95 248H92ZM100 246H101V248H100ZM111 246L113 248H111ZM121 246L122 247H126L127 249L126 248H123L122 249ZM218 246L220 248H218ZM79 247L83 251L78 250ZM172 247H176L175 248L176 250L174 248H172ZM114 248H116V249H114ZM84 249H86V250H84ZM103 249H105V252L106 253L104 252ZM106 249H107V251H106ZM113 249H114V251H113ZM173 249H174V252H172ZM52 250H53V252H52ZM87 250L90 253L86 252ZM100 250H102V251H100ZM181 250H182V252H181ZM56 251H58V252H56ZM91 251H94L96 254L95 253L91 254ZM108 251L110 252V254H109ZM118 251H120L121 253L118 252ZM4 252H5V254H3ZM100 252H102V254H100ZM146 252H148V253H146ZM87 253H88L89 256L87 255ZM112 253L114 254V256H112L113 255ZM128 253H130V254H128ZM155 253H157V254H155ZM171 253H173V254H171ZM212 253H213V255H212ZM166 254L167 253H165V259L168 260V262H171V264H172L174 258H171L170 256H168L169 253L167 254V256H166ZM176 254H178V257L176 256ZM200 254H202L203 256L200 255ZM64 255H65V257H64ZM183 255H185L184 256L185 258L183 257L184 261H183V259L180 258ZM54 256H55V258H54ZM90 256H92V257H90ZM110 256H111V258H110ZM128 256H129V258H128ZM78 257H80V258H78ZM93 257L95 259H93ZM108 257H109V259H108ZM131 257H132L133 260L130 259ZM199 257H201V258H199ZM12 258H14L15 260L12 259ZM50 258H51V260H50ZM86 258H89V259H86ZM98 258L100 259V261H99ZM105 258H107V259H105ZM190 258H192L193 260H194V258H197L196 260H194V262L195 261L196 262L195 263L194 262H191L193 260L190 259ZM213 258H214L215 261L213 260ZM113 259H114V261L116 263H114ZM127 259H129V260H127ZM35 260H36V262H35ZM83 260H84V262H83ZM109 260H111V261H109ZM9 261H11V262H9ZM74 261H76V262H74ZM78 261H80V262H78ZM92 261H93V263H92ZM129 261H130V263H127ZM139 261H141V262H139ZM209 261L212 262V263H210ZM106 262H108V263H106ZM168 264H170V263H168ZM173 264H175V261H174ZM186 264H187V262H186Z\"/></svg>",
	"mask_w": 264,
	"mask_h": 264
},
{
	"label": "bare ground",
	"instance_id": "2",
	"mask_svg": "<svg viewBox=\"0 0 264 264\" xmlns=\"http://www.w3.org/2000/svg\"><path fill=\"white\" fill-rule=\"evenodd\" d=\"M4 1H6V0H4ZM8 1H10V0H8ZM32 1V2H31ZM62 1V0H61ZM81 1V0H80ZM154 1V0H153ZM161 1H166L167 3H168V5H169V7H170V9H172V12H171V14L170 15H167L166 17H164V16H162V17H160L162 14H160V16L158 17V18H156L157 20H159L158 22L160 23L159 24V29H158V26H157V28L156 29H158V32L156 33V34H159V35H161V36H164V37H169V36H171V37H169L170 39L171 38H173V39H175V41L177 42V43H174V44H177L176 46H177V59H180V61H181V63L182 64H184V66L185 65H187L188 64V58L186 57V56H184V52H187V50H190V49H193V51L194 50H198L199 51V49H200V51L198 52H195V54L194 53H192V56H193V54H194V56H195V58H197V60L195 59V58H193L194 60H196V61H198V62H196V65H193L194 67H195V72L197 71H199V73L197 74V76L198 75H200V72H201V76H199V77H202L201 78V81L202 82H206L207 84L209 83L210 85H211V88H209V85H208V88H209V90L211 89V92H212V94L210 93L209 94V96H213V95H215V100L216 101H218V103H219V105L218 106H210L209 104H206V103H203L204 101H205V97H203L202 99H198V100H195V99H193L192 97H190L191 99H193V100H195V102H194V105H192V103H190L191 105H189V103L187 102V104L190 106V108H192L193 106L194 107H197L198 108V110H200V111H197L198 113H199V115H197V116H202L203 118H205L206 116H208V119L210 120L209 122L211 123L210 124V127H208L207 129H209V131H210V129H211V127H212V130L213 131H215V130H217L218 128H225L224 130L225 131H227V126H228V124L229 123H227V125H224V126H220V122H221V120H223V113L225 112V111H227L228 109H230V107H233L234 108V111H233V115L235 116V118H238L237 120L241 123V122H243V121H246L245 122V124L246 125H244L243 123H239L238 122V124L240 125V127H241V129L239 128V126L237 127L236 125H233V127H232V124H229V127L231 128L232 127V129H234V127L236 126V128H235V132H238L237 134L240 136V134L242 135V133L243 132H245V130L246 131H248L249 129L251 130V127H252V130L254 129V124H256V127H257V125L260 127V129H259V127H257L258 128V130H261V132H264V90L262 89V87L264 88V60H262V56H264V55H262V54H264V0H247L248 2L246 3V0L245 1H243V2H240V0H238L240 3H238V4H240V8L238 9L237 7V3L236 2H233L234 4L236 3V5H234L235 7H231V8H229L230 7V5H229V9H224L222 6H219L218 5V0H161ZM221 2H222V0H220ZM1 2H3L2 0H1ZM20 2H22V4H20V5H24V0H21ZM26 2L27 3H25L26 4V6L24 5V12H33L34 11V9L32 8V7H30V10H29V8L28 9H26V11H25V8L26 7H28L29 5L30 6H32V3H34L35 1H33V0H26ZM65 2V1H64ZM83 2V1H82ZM84 2H85V0H84ZM94 2H96V1H94ZM98 2V1H97ZM244 2L246 3V5L244 4ZM3 3H5V2H3ZM18 3H19V0H18ZM86 4L87 3H89V2H85ZM151 3H152V1H151ZM160 3H162V2H160ZM166 3V4H167ZM245 5L244 7L243 6H241V5H243V4ZM28 4V5H27ZM157 4H159V3H157ZM221 4V3H220ZM232 4V3H231ZM4 5V4H3ZM19 5V6H20ZM37 5V4H36ZM88 5V4H87ZM97 5V4H96ZM154 5H155V3H154ZM165 5V4H164ZM2 6V5H1ZM82 6H85V5H83L82 4ZM157 6V5H156ZM159 6L160 5H158V8H156V9H159ZM237 6V7H236ZM13 5H12V8L11 9H13ZM45 7V6H44ZM96 8H97V6H95ZM162 7V6H161ZM161 7H160V9H161ZM21 8H23V6H21ZM32 8V9H31ZM86 8V7H85ZM167 8H168V6H167ZM84 9V8H83ZM23 10H21L22 12H23ZM86 10V9H85ZM83 11V12H86V13H84L85 15H82V13L83 12H80V13H78V14H81V15H78V14H76L75 16H71L72 17V19H70V20H74V18L76 17V19H78L77 18V16L79 17V19L78 20H81V19H83V21H85L86 19H91L90 17H92V19H96V15H95V13H93L94 12V10H92V11H90V13L92 12V14H90V15H92V16H90L89 15V18H88V14H89V10H86V11ZM95 10H98V9H95ZM47 11V10H46ZM50 11H52V10H50ZM49 11V12H50ZM162 11V10H161ZM19 12H20V10H19ZM30 12V13H31ZM35 12V11H34ZM165 12V11H164ZM21 13V12H20ZM45 13V12H44ZM48 13V12H47ZM163 13V12H162ZM25 14V13H24ZM32 14V13H31ZM30 14V15H31ZM35 14V13H34ZM98 14V13H97ZM103 14H104V12H103ZM167 14V13H166ZM20 15V14H19ZM44 15V14H43ZM46 15V14H45ZM44 15V16H45ZM48 15V14H47ZM47 15L45 16V18L47 17ZM94 15V16H93ZM101 15V14H100ZM100 15H99V18H100ZM22 16V15H21ZM21 16H20V18H21ZM27 16V15H26ZM25 16V17H26ZM33 16V15H32ZM43 16V17H44ZM55 16V15H54ZM68 17V20L66 21L67 23H68V25H69V23H72L71 21L70 22H68L69 21V15H67ZM82 16H84L83 18H82ZM85 16H87L86 18H85ZM31 17V16H30ZM35 19H36V15L35 16H33ZM32 17V18H33ZM63 17V16H62ZM112 17V16H111ZM149 17V16H148ZM152 17V16H151ZM225 17V18H224ZM24 18V17H23ZM33 18V19H34ZM66 18V17H65ZM81 18V19H80ZM18 19V18H17ZM27 19V18H26ZM28 19H29V16H28ZM31 19V18H30ZM33 19H31V20H33ZM53 19V18H52ZM63 19V18H62ZM98 19V18H97ZM153 19H154V17H153ZM21 20H23V19H21ZM78 20H76L75 22L76 23H78V24H81L82 23V21H81V23H79L78 22ZM150 20V19H149ZM202 20H203V22H204V20H205V22H206V24L208 23V25H209V27L208 28H210L209 30H211L212 29V31L213 32H209L208 34L212 37L213 35V37H212V39L210 38V36L208 37L207 35H205L206 37H208V39H206L205 38V36H203L202 34L200 35L199 33L201 32L200 30H204L203 29V26H204V24H203V22H202ZM24 21V20H23ZM145 21V20H144ZM18 22V21H17ZM20 22V21H19ZM18 22V25L16 24V26H17V28H16V26L15 27H13V23L12 22H10L9 24H6V26H0V31H1V34L3 35V33L5 34V33H10V29L12 28V31L14 32V33H16V36L18 37V35H20L21 36V39L20 40H22V41H24V39H27L28 37H29V39H27L25 42H27V44H24L23 43V45H24V48L25 49H27V48H31V49H28V50H30V54H31V52H32V48L34 47V45H37L36 43H35V40H36V38L37 39H39V41L40 42H42L43 41V39L45 38L44 36L45 35H43V32H42V30H40L41 31V33H42V36H40L39 35V31H36L35 30V28H33V27H36V26H34V25H32L33 23H34V20L32 21V24H30V21H24V22H21V23H19ZM25 22H27V24L25 23ZM64 22V21H63ZM153 22V21H152ZM158 22H157V24H158ZM1 23V22H0ZM23 23H24V25H23ZM74 23V22H73ZM84 23V22H83ZM82 23V24H83ZM126 23V22H125ZM150 23H151V21H150ZM154 23H155V21H154ZM11 24H13L12 26H11ZM30 24V29H32V31L33 30H35V32L34 33H32V32H30L31 30L29 29V25ZM65 25H64V27H66L67 25H66V23H64ZM78 24H77V26H78ZM115 24V23H114ZM23 25V26H22ZM26 25V26H25ZM71 26H74V27H72V28H74V29H76V25H74V24H70ZM69 25V26H70ZM155 25V24H154ZM25 26V27H24ZM69 26L67 27V28H69ZM70 26V27H71ZM114 26V25H113ZM153 26V25H152ZM205 26H207V25H205ZM8 27V28H7ZM11 27V28H10ZM19 27V28H18ZM32 27V28H31ZM78 27H80V26H78ZM116 27V26H115ZM126 27V26H125ZM144 27V26H143ZM148 27H149V25H148ZM148 27H146V28H148ZM155 27V26H154ZM10 28V29H9ZM17 30V32H16V30ZM21 28H24V31H23V29H21ZM28 30L29 29V33H31V35L32 36H30V34L29 33H27V34H29L28 36H27V34L26 35H23L24 33H26V29ZM72 28H69V30H71V33H72ZM119 28V27H118ZM2 29V30H1ZM8 29V30H7ZM153 29V28H152ZM156 29H153V32L156 30ZM3 30L5 31V32H3ZM20 30V31H19ZM64 30H66V29H64ZM206 30H207V28H206ZM206 30H205V32H206ZM209 30H207V32L209 31ZM7 31V32H6ZM11 31V33H13ZM19 31V32H18ZM54 31V30H53ZM118 31V30H117ZM147 31V30H146ZM149 31V30H148ZM157 31V30H156ZM184 31H191V32H193L191 35H190V33H189V36H184V37H182L183 35L181 34V33H183ZM3 32V33H2ZM24 32V33H23ZM49 32H50V30H49ZM49 32H47V33H49ZM62 32V31H61ZM70 32V31H69ZM151 32V31H150ZM152 32V34H154ZM13 33V34H14ZM21 33V34H20ZM35 33H37V37L35 38ZM57 33H59L58 32V30H57ZM66 33H68V30H67V32ZM66 33H65V35H63V37H64V39H65V37H66ZM117 33V32H116ZM234 33V34H233ZM13 34H10V37H12L11 39H13V37L15 36H13ZM51 34H53L54 35V32H52V33H49L48 35H50V36H52ZM56 34V33H55ZM60 34V33H59ZM63 34H64V32H63ZM69 34V33H68ZM121 34V33H120ZM126 34V33H125ZM182 36H181V35ZM186 34V33H185ZM204 34V33H203ZM213 34V35H212ZM1 35V36H2ZM22 35H23V37H22ZM132 35V34H131ZM130 35V36H131ZM140 35V34H139ZM169 35V36H168ZM231 35H234L235 37H233V40L234 39H236L235 40V43L237 42V44L239 45H237V47H236V45H235V50H232V49H230V48H233V46L232 47H230V43H229V40H231L232 38H231ZM20 36L18 37V38H20ZM25 36H27V38L25 37ZM59 36H61V35H57L56 34V37L55 36H53V37H55L56 39L55 40H57V38ZM68 36H71V34H69V35H67V37ZM119 36V35H118ZM123 36V35H122ZM130 36H129V39H130ZM135 36V35H134ZM134 36H132V37H134ZM144 36H147L145 33H144ZM143 36V37H144ZM148 36H149V34H148ZM151 36V35H150ZM17 37H15V39H13V40H15L16 41V39H17ZM34 37V39H33V41L34 42H32V38ZM41 37H43V39L41 40L40 38ZM163 37V39H165ZM229 37H230V39H229ZM60 39H62L61 37H59ZM58 38V40L60 41V39ZM70 38V37H69ZM124 38H126V37H124ZM123 38V39H124ZM127 38H128V36H127ZM137 38V37H136ZM145 38V37H144ZM150 38V37H149ZM160 38V37H159ZM159 38H157V39H155V40H158ZM237 38H238V40H237ZM63 39V40H64ZM122 39V40H123ZM132 39V38H131ZM142 39V38H141ZM153 39V38H152ZM152 39L150 40V39H148V40H150V41H152ZM205 39H206V41H205ZM209 39H211V40H209ZM226 39H228V44H226L225 45V41H227ZM9 40L10 39H8V42H9ZM19 39L17 40V41H20ZM29 40V41H28ZM55 40L53 41L54 42V44H55ZM58 40L56 41V42H58ZM66 40H68V39H66ZM115 40V39H114ZM135 40V39H134ZM154 40V41H155ZM160 40V39H159ZM162 40V39H161ZM209 40V41H208ZM30 41L32 42V43H34V44H32V43H30ZM44 41H45V43H46V40L44 39ZM118 41H119V39H118ZM128 41V40H127ZM166 41H168V42H170V40H167L166 39ZM239 41V42H238ZM13 44L12 45H14V46H16L17 45V47H15L17 50H18V46H19V48H21V47H23V45L21 46V45H19V44H17V43H15L14 44V42L13 41H11ZM21 42V41H20ZM120 42V41H119ZM125 42V41H124ZM153 42V41H152ZM161 42V41H160ZM171 42H172V40H171ZM43 43V42H42ZM44 43V44H45ZM47 43H48V41H47ZM115 43V42H114ZM122 43V42H121ZM132 44H133V42H131ZM130 43V44H131ZM146 43V42H145ZM163 42H161V44H162ZM167 43V42H166ZM235 43H233V41H231V44H235ZM11 44V43H10ZM21 44H22V42H21ZM32 44V45H31ZM118 44V43H117ZM148 44V43H147ZM155 43H153V45H154ZM168 44V43H167ZM171 44H173V43H171ZM241 44H246L245 46L244 45H242V47H245L246 48V50L244 51V48H242L241 47ZM25 45H27V46H30L31 45V47H26ZM46 45V47H47V45H49V43L48 44H45ZM56 45V44H55ZM124 45V44H123ZM122 45V46H123ZM143 45V44H142ZM151 44H149V46H150ZM158 45V44H157ZM165 44H162L160 47H162V46H164ZM2 46V45H1ZM7 46H8V43H7ZM14 46H13V49H15L14 48ZM37 46H39V44L37 45ZM36 46V47H37ZM115 46H116V44H115ZM119 45H117V47H118ZM121 46V45H120ZM125 46V45H124ZM123 46V47H124ZM128 46V45H127ZM134 46V45H133ZM147 46V45H146ZM152 46V45H151ZM155 47H156V45H154ZM153 46V47H154ZM167 46V45H166ZM225 46H229L228 47V50L226 51V49H225ZM10 47V49H11V46H9ZM49 47V46H48ZM116 47V48H117ZM154 47V48H155ZM174 47V46H173ZM172 47V48H173ZM240 47V48H239ZM1 48V47H0ZM112 48V47H111ZM119 48V47H118ZM136 48V47H135ZM171 48V49H172ZM238 50H240V49H243L242 51H239V52H237L236 50L237 49ZM6 49V48H5ZM5 49H4V52H5ZM9 49V50H10ZM35 49V50H34ZM33 49V51H37V49L36 48H34ZM121 49H122V47H121ZM165 49V48H164ZM167 49V48H166ZM164 50V51H167V50ZM169 49V48H168ZM19 50H21V49H19ZM18 50V51H19ZM28 50H26L25 52L26 53H24V58H25V54L27 55V52H28ZM142 50V49H141ZM147 50V49H146ZM161 50V49H160ZM162 50H163V48H162ZM12 51V50H11ZM22 51V50H21ZM130 51V50H129ZM163 51V52H164ZM175 51V50H174ZM229 51V52H228ZM234 53H233V52ZM244 51V52H243ZM7 52V51H6ZM134 52V51H133ZM172 52H173V50H172ZM172 52H170L171 54H172ZM190 52H191V50H190ZM17 53H20V52H17ZM33 53V52H32ZM168 53V52H167ZM174 53V52H173ZM258 53V54H257ZM2 54H4V55H2ZM103 54V53H102ZM123 54V53H122ZM132 54V53H131ZM183 54V55H182ZM6 55H7V53H6ZM10 54H8L7 56H9ZM16 55H18V54H16ZM29 55V54H28ZM33 54H31V55H29V56H32ZM101 55V54H100ZM125 55V54H124ZM166 55V54H165ZM168 56H169V54H167ZM175 55V54H174ZM186 55V54H185ZM191 55V54H190ZM190 55H188V57L190 56ZM256 55H260V56H256ZM1 56H3L6 60H8L9 61V57H5V53H1L0 54V57ZM20 56L21 55H19V57H18V62H20V64L24 61L25 62V60H27V59H23V58H20ZM23 56V55H22ZM53 56V55H52ZM56 56V55H55ZM255 56V57H254ZM2 57V58H3ZM12 57V60H13V57L14 56H11ZM128 57V56H127ZM130 57V56H129ZM132 57V56H131ZM142 57V56H141ZM163 57H166V58H168L167 56H163ZM172 57H173V55H172ZM176 57H174V58H176ZM257 57H259L258 59H257ZM3 58V59H4ZM8 58V59H7ZM16 58V57H15ZM20 58V59H19ZM149 58V57H148ZM166 58H165V60H166ZM170 58H171V56H170ZM169 58V59H170ZM190 58H191V56H190ZM4 59V65H6V60ZM17 59V58H16ZM22 59V60H21ZM132 59V58H131ZM192 59V58H191ZM0 60H1V58H0ZM15 60V59H14ZM22 62H21V61ZM126 60V59H125ZM125 60L123 59V61L125 62ZM137 59H135L134 60V62L136 61ZM148 60H150V59H148ZM164 60V59H163ZM171 60V59H170ZM28 61V60H27ZM128 61V60H127ZM167 61V60H166ZM175 61V60H174ZM11 62V61H10ZM15 62H16V60H15ZM14 62V63H15ZM23 62V63H24ZM133 62V61H132ZM137 62V61H136ZM140 62V61H139ZM152 62H154V61H152ZM152 62L150 61V63L152 64ZM175 62H177V60L175 61ZM191 62V61H190ZM216 62H220V63H218L217 64V66H215L216 68L214 69V68H209L210 67V65H212V64H216ZM22 63V64H23ZM126 63H128V62H126ZM142 63H144V62H142ZM167 63H168V61H167ZM246 63H250V64H252L253 66H252V68H250L249 67V69H246ZM1 64V63H0ZM20 64H19V66H18V64L17 63H15V65H17L18 67H20ZM140 64V63H139ZM171 64V65H170ZM175 64V63H174ZM112 65H114V64H112ZM123 65V64H122ZM125 65V64H124ZM127 65V64H126ZM125 65V66H126ZM154 65V64H153ZM161 65H163V64H161ZM169 65H170V68H171V66L173 65V62H170L169 63ZM176 65H177V63H176ZM246 65V66H245ZM7 66V65H6ZM11 67V66H10ZM112 67V66H111ZM117 67V66H116ZM164 67H165V65H164ZM169 67V66H168ZM177 67V66H176ZM175 67V68H176ZM187 67V66H186ZM193 67V68H194ZM2 68V67H1ZM22 68V67H21ZM20 68V70H21V72H22V69ZM127 68V67H126ZM159 68V67H158ZM167 68V67H166ZM174 68V67H173ZM189 68H190V66H189ZM193 68L191 69V70H193ZM247 68H248V66H247ZM5 69V68H4ZM8 69H9V67H8ZM16 70H19V69H17V68H15ZM134 69V68H133ZM225 69H227V70H229L230 72V75L231 76H233L234 78H235V84H233L231 87H227V85H224V75H223V73L225 72ZM2 70V69H1ZM6 70H7V67H6ZM128 70H129V68H128ZM131 70V69H130ZM152 70V69H151ZM159 70V69H158ZM166 70V69H165ZM168 70H170V69H168ZM174 70H176V69H174ZM31 71V70H30ZM126 71V70H125ZM161 71H162V69H161ZM8 72V71H7ZM10 72V71H9ZM8 72V73H9ZM153 72V71H152ZM158 72V71H157ZM176 72H177V70H176ZM192 72V71H191ZM194 72V73H195ZM0 73H2V71L0 72ZM5 73V72H4ZM11 73V72H10ZM134 73V72H133ZM156 73V72H155ZM154 73V74H155ZM217 73H219V74H221V75H219L218 74V76H217ZM17 74H20V72L19 73H17ZM174 74H175V72H174ZM173 74V75H174ZM177 74V73H176ZM187 74V73H186ZM227 75H229L228 73H226ZM2 75H4L5 76V74H2ZM124 75V74H123ZM130 75V74H129ZM227 75H226V77H227ZM229 75V76H230ZM1 76V75H0ZM4 76H2V77H4ZM7 76V75H6ZM10 76H11V74H10ZM14 76V75H13ZM22 76V75H21ZM37 76H38V74H37ZM134 76V75H133ZM163 76H165V75H163ZM182 76H183V73H182ZM186 76V75H185ZM184 76V77H185ZM190 76V75H189ZM189 76H188V78H189ZM194 76V75H193ZM196 76V77H197ZM220 76V77H219ZM230 76V77H231ZM139 76H137V78H138ZM180 77L181 76H179L178 74L177 75H175V78H176V80L177 81H179L180 82ZM198 77V78H199ZM7 79H8V76L6 77ZM22 78V77H21ZM37 78H39V77H37ZM131 78V77H130ZM151 79H152V77H150ZM164 78V77H163ZM193 78V77H192ZM191 78V80H193ZM198 78H196L197 80H199ZM4 78H2V80H3ZM16 79V78H15ZM35 79V78H34ZM139 79V78H138ZM181 79H183V77L181 78ZM185 79V78H184ZM190 79V78H189ZM195 79V78H194ZM195 79V80H196ZM2 80H1V83L3 84V82H2ZM10 80V79H9ZM9 80H7V81H9ZM16 80H18V79H16ZM15 80V81H16ZM38 80V79H37ZM36 80V81H37ZM164 80V79H163ZM195 80H193V81H195ZM19 82H20V80H18ZM24 81V80H23ZM33 81V80H32ZM35 81V82H36ZM123 81V80H122ZM131 81V79L129 80V82ZM132 81H134V79L132 80ZM166 81V80H165ZM164 81V82H165ZM174 81V80H173ZM11 83H12V81H10ZM14 82V81H13ZM124 82V81H123ZM128 82V83H129ZM179 82H178V84H179ZM185 82V81H184ZM191 82V81H190ZM200 82V81H199ZM248 82V83H247ZM121 83V82H120ZM196 83V82H195ZM206 83H205V85H206ZM244 83H246L247 85L250 83V84H252L251 86H248V89H254L253 91H251V92H249L250 93V96H252V92H254V94H253V99H252V97L250 98V97H248V98H250L251 99V102H252V104L254 105L255 103H257L256 105H257V107H256V105H255V107L256 108H254L253 107V109L251 110L250 109V111H248V112H252V111H254V110H257V112L255 111V112H252L251 114L250 113H248V112H246L247 110H245V108L243 109V107L245 106V104H243V102H245V99H247V98H245L247 95H245L246 94V91L245 90H247V87H245V86H243V84ZM1 84V85H2ZM22 84V83H21ZM20 84V85H21ZM30 84V83H29ZM32 84V83H31ZM127 84V83H126ZM174 84V83H173ZM186 84V83H185ZM197 84V83H196ZM195 84V85H196ZM204 84V83H203ZM203 84H201V85H203ZM23 85V84H22ZM21 85V86H22ZM33 85V84H32ZM35 85V84H34ZM40 85V84H39ZM132 85V84H131ZM158 85V84H157ZM175 85V84H174ZM181 85V84H180ZM199 85H200V83H199ZM4 86V85H3ZM17 86L19 87V85L17 84ZM36 86V85H35ZM125 86V85H124ZM127 86V85H126ZM163 86V85H162ZM182 86V85H181ZM184 86V85H183ZM196 86H198V85H196ZM17 87V88H18ZM27 87V86H26ZM30 87V86H29ZM133 87V86H132ZM158 87V86H157ZM170 87V86H169ZM189 87V86H188ZM201 87V86H200ZM199 87V88H200ZM207 87V86H206ZM251 87V88H250ZM1 88H3V87H1ZM133 88H135V87H133ZM181 88V87H180ZM244 88V89H243ZM21 88L19 87V89L18 90H20ZM34 89V88H33ZM132 89V88H131ZM137 89V88H136ZM168 89V88H167ZM173 89H174V87H173ZM175 89H176V87H175ZM201 89V88H200ZM203 89V88H202ZM17 90V89H16ZM23 90V89H22ZM120 90V89H119ZM126 90V89H125ZM187 90H188V88H187ZM193 90V89H192ZM192 90H190V91H192ZM205 90V89H204ZM242 90H244L245 92H242ZM3 91V90H2ZM21 91V90H20ZM24 91V90H23ZM23 91H21V92H23ZM31 91H34V90H32V87H31ZM134 91V90H133ZM156 91V90H155ZM160 91V90H159ZM166 91V90H165ZM174 91V90H173ZM172 91V92H173ZM176 91H177V89H176ZM175 91V92H176ZM203 91V90H202ZM206 91H208L207 89H206ZM242 92V93H244V94H239V92ZM10 92V91H9ZM8 92V93H9ZM16 92V91H15ZM21 92H19V94L21 93ZM36 92V91H35ZM113 92V91H112ZM121 92V91H120ZM119 92V93H120ZM150 92V91H149ZM168 92V91H167ZM171 92V91H170ZM170 92L168 93V95H166V96H169V94H170ZM178 92V91H177ZM193 92H195L194 90H193ZM199 92V91H198ZM1 93V92H0ZM7 93V94H8ZM33 93V92H32ZM115 93H116V91H115ZM154 93V92H153ZM157 93V92H156ZM179 93V92H178ZM202 93V92H201ZM200 93V94H201ZM16 94H17V92H16ZM23 96V98H24V95H27V94H29V91L27 92L26 91V94H23V93H21ZM109 94H110V92H109ZM117 94V93H116ZM125 94H127V93H125ZM129 94V93H128ZM142 94V93H141ZM146 94V93H145ZM152 94V93H151ZM161 94V93H160ZM165 94V93H164ZM167 94V93H166ZM175 94V93H174ZM189 94V93H188ZM199 94V95H200ZM2 95V94H1ZM0 95V96H1ZM36 95V94H35ZM172 95V94H171ZM177 95V94H176ZM192 95H195V94H192ZM198 95V94H197ZM197 95H196V97H197ZM203 95V94H202ZM205 95V94H204ZM33 96V95H32ZM128 96V95H127ZM141 96V95H140ZM146 96V95H145ZM144 96V97H145ZM148 96V95H147ZM154 96H155V94H154ZM153 96V97H154ZM179 96V95H178ZM201 96V95H200ZM205 96H207V95H205ZM18 97V96H17ZM113 97V96H112ZM116 97V96H115ZM124 97V96H123ZM126 97V96H125ZM133 97H134V95H133ZM152 97V96H151ZM186 97H188V95L187 96H185V98ZM195 97V96H194ZM7 97H5V100L7 101V99H6ZM38 98V97H37ZM111 98V97H110ZM120 98V97H119ZM122 98V97H121ZM141 98V100H142V97H140ZM147 98L148 97H146V100H147ZM175 98V97H174ZM173 98V99H174ZM201 98V97H200ZM15 99H16V96H15ZM14 99V100H15ZM36 99V98H35ZM124 99V98H123ZM122 99V100H123ZM135 99H139V97H137L136 98V96H135ZM144 99V98H143ZM172 99V98H171ZM176 99H178L177 97H176ZM182 99V98H181ZM213 99V98H212ZM18 100V104H19V100H21V99H17ZM25 100V99H24ZM26 100H27V98H26ZM23 101V102H26V103H24V104H26L27 105V101ZM146 100H145V103H146ZM183 100V99H182ZM186 100V99H185ZM215 100L214 101H211V103L212 102H214L215 103ZM248 100V99H247ZM35 101V100H34ZM50 101V100H49ZM110 101V100H109ZM116 101V100H115ZM144 101V100H143ZM149 101V100H148ZM172 102H173V100H171ZM10 102V101H9ZM8 101H7V103H9ZM14 102V101H13ZM22 102V103H23ZM112 102H113V105H114V100H112ZM112 102H111V104H112ZM127 102V101H126ZM141 102V101H140ZM155 102V101H154ZM162 102H163V100H162ZM162 102H160L162 105H166V104H164V102L162 103ZM168 102V101H167ZM177 102V101H176ZM189 102H192L191 100H189ZM247 102V101H246ZM249 102V101H248ZM21 103V102H20ZM21 103V104H22ZM117 103V102H116ZM118 103H120V102H118ZM122 103V102H121ZM128 103V102H127ZM132 103H133V101H132ZM152 103V102H151ZM169 103V102H168ZM167 103V104H168ZM183 103V102H182ZM181 103V104H182ZM208 103V102H207ZM17 104V105H18ZM28 104H29V102H28ZM34 104H36L35 102H34ZM33 104V105H34ZM111 104L110 105H108V103L107 104H105V105H107V109L109 108L108 106H111ZM134 104H136V103H134ZM138 104V103H137ZM177 104V103H176ZM184 104V103H183ZM216 104H217V102H216ZM248 104V103H247ZM26 105H24V106H26ZM45 105V104H44ZM47 105V104H46ZM55 105V104H54ZM58 105V104H57ZM112 105V106H113ZM119 105V104H118ZM141 105H142V103H141ZM151 105V104H150ZM187 105V106H188ZM18 106H22V105H18ZM131 106V105H130ZM145 106H146V104H145ZM155 106H156V104H155ZM167 106V105H166ZM183 106V105H182ZM186 106V103L184 104V106L183 107H185ZM2 107V106H1ZM7 107V106H6ZM12 107V106H11ZM32 107V106H31ZM48 107V106H47ZM52 107V106H51ZM54 107H56V106H53V108ZM61 107V106H60ZM120 107V106H119ZM123 107V106H122ZM124 107H125V105H124ZM127 107H128V105H127ZM132 107H133V105H132ZM152 107V106H151ZM154 107V106H153ZM157 107V106H156ZM174 108L173 109H175V106H173ZM176 107H177V105H176ZM181 107V106H180ZM182 107V108H183ZM251 107V106H250ZM20 108V107H19ZM24 108V107H23ZM59 108V107H58ZM134 108V107H133ZM132 108V109H133ZM147 108H148V106H147ZM235 108H236V110H237V112H235ZM258 108H260V109H258ZM7 109V108H6ZM25 109V108H24ZM43 109V108H42ZM111 109V108H110ZM115 109H117V108H115ZM138 109H139V107H138ZM163 109H164V107H163ZM166 109V108H165ZM2 110V109H1ZM11 110V109H10ZM28 110V109H27ZM27 110L25 111V112H27ZM60 110H63V109H61L60 108ZM66 110V109H65ZM142 110H144V109H142ZM142 110H139V111H141V112H143ZM148 110V109H147ZM154 110V109H153ZM156 110H157V108H156ZM181 110V109H180ZM196 110L197 109H195V112H196ZM4 111V110H3ZM6 111V110H5ZM35 111V110H34ZM52 111V110H51ZM55 111H56V109H55ZM117 111V110H116ZM144 111H146V110H144ZM167 111V110H166ZM176 111H177V109H176ZM8 112V111H7ZM10 112H12V111H10ZM10 112H8V113H10ZM58 113H59V111H57ZM56 112V113H57ZM148 112V111H147ZM155 112V111H154ZM235 112V113H234ZM7 113V114H8ZM31 113V112H30ZM201 113H203V114H201ZM229 113V112H228ZM246 113H248V114H246ZM254 113H255V115H254ZM37 114V113H36ZM155 114V113H154ZM197 114V113H196ZM230 114H232V113H230ZM34 115H35V113H34ZM47 115V114H46ZM56 116H57V114H55ZM141 115H142V113H141ZM153 115V114H152ZM157 115H158V113H157ZM162 115V114H161ZM164 115V114H163ZM168 115V114H167ZM173 115H174V113H173ZM176 115V114H175ZM174 115V116H175ZM226 114H224V116H225ZM52 116H53V114H52ZM52 116H51V118H52ZM58 116H60V115H58ZM171 116V115H170ZM173 116V117H174ZM177 116V115H176ZM196 116V115H195ZM200 116V119H203L202 117ZM227 116V115H226ZM225 116V117H226ZM36 117V116H35ZM47 117V116H46ZM54 117V116H53ZM168 116H166V118H167ZM15 118V117H14ZM18 118V117H17ZM27 118V117H26ZM43 118V117H42ZM48 118V117H47ZM56 118V120H58L57 119V117H55ZM54 118V119H55ZM59 118V117H58ZM149 118V117H148ZM153 118V117H152ZM162 119V122H163V125L165 126V127H167L166 126V123H164V121L166 120V119H164L163 120V117H161ZM191 117H189V119H190ZM228 118V117H227ZM234 118V117H233ZM53 119V120H54ZM153 119H157V118H153ZM153 119L151 120V121H153ZM160 119V118H159ZM170 119V118H169ZM182 119V118H181ZM196 119V118H195ZM32 120V119H31ZM38 120H42V119H38ZM37 120V121H38ZM149 120V119H148ZM174 120V119H173ZM175 120H176V118H175ZM184 120V119H183ZM182 120V121H183ZM197 120V119H196ZM3 121V120H2ZM2 121H0V122H2ZM25 121V120H24ZM43 121H45V120H43ZM49 121V120H48ZM52 121V120H51ZM177 121V120H176ZM186 121L187 120H185L184 122L186 123ZM4 122V121H3ZM8 122V121H7ZM6 122V124L8 125V123ZM11 122V121H10ZM9 122V123H10ZM22 122V121H21ZM29 122V121H28ZM36 122V121H35ZM55 122V121H54ZM54 122H52V123H54ZM148 122V121H147ZM156 122V121H155ZM154 122V123H155ZM166 122V121H165ZM173 122V121H172ZM190 122V121H189ZM17 123H18V121H17ZM23 123V122H22ZM25 123H26V121H25ZM24 123V124H25ZM45 123H46V121H45ZM60 123V122H59ZM219 123V124H218ZM224 123V121L222 122V124ZM33 124V123H32ZM42 124V123H41ZM41 124H39V125H41ZM56 124H57V122H56ZM151 124V125H150ZM150 124H148L149 126H153V125H157V124H152V122L150 123ZM170 124H171V122H170ZM174 124V123H173ZM172 124V125H173ZM176 124V123H175ZM198 124V123H197ZM221 124V125H222ZM226 124V123H225ZM237 124V123H236ZM10 125V124H9ZM8 125V126H9ZM14 125V124H13ZM16 125V124H15ZM36 125V124H35ZM48 125H49V123H48ZM47 125V126H48ZM145 125H147V124H145ZM182 125V124H181ZM187 125H188V123H187ZM219 125V126H218ZM44 126H46V125H44ZM52 126V125H51ZM50 126V127H51ZM53 126H54V124H53ZM90 126V125H89ZM149 126H147V127H149ZM159 126V125H158ZM157 126V127H158ZM182 126H184V125H182ZM245 126V128L246 127H248V129H244L243 127ZM25 127V126H24ZM55 127H57V126H55ZM88 127V126H87ZM163 126H161V128H162ZM165 127H164V129L163 130H165ZM172 127V126H171ZM177 127V126H176ZM185 127H187V126H185ZM1 128V127H0ZM15 128V127H14ZM18 128V127H17ZM21 128V127H20ZM23 128V127H22ZM28 128V127H27ZM144 128H146V127H144ZM155 128V127H154ZM159 128V127H158ZM157 128V129H158ZM160 128V129H161ZM173 128H174V126H173ZM178 128V127H177ZM176 128V129H177ZM188 128V127H187ZM203 128V127H202ZM239 128V129H238ZM2 129V128H1ZM11 130L13 129L12 127L10 128ZM19 129V128H18ZM17 129V130H18ZM41 129V128H40ZM97 129V128H96ZM150 129H152V130H154L153 128H150ZM206 129V128H205ZM204 129V130H205ZM256 129V128H255ZM254 129V130H255ZM11 130H9V134H11L12 133V131ZM15 130H16V128H15ZM21 129H19V131H20ZM25 130V129H24ZM32 130V129H31ZM44 130V129H43ZM141 130V129H140ZM139 130V131H140ZM146 130H147V128H146ZM185 130V129H184ZM194 130H196V128L194 129ZM219 130V129H218ZM218 130H217V132H218ZM223 130V129H222ZM223 130V131H224ZM228 130H230V129H228ZM239 130L240 131H243V132H240L239 133ZM251 130V131H252ZM8 131V130H7ZM143 131V130H142ZM157 130H155V133L157 134V133H159V131H161L162 132V130H158V132H156ZM177 131V130H176ZM175 131V132H176ZM186 131H188V130H186ZM198 129H197V133H198ZM201 132H202V130H200ZM208 131V132H209ZM233 131V130H232ZM6 132V131H5ZM26 132V131H25ZM96 132V131H95ZM174 132V131H173ZM189 132V131H188ZM187 132V133H188ZM207 132V133H208ZM216 132V131H215ZM216 132V133H217ZM248 132H250V131H248ZM254 132V131H253ZM260 131H259V135H258V137L262 134ZM17 133H18V131H17ZM98 133H100V132H98ZM137 133V132H136ZM144 133V132H143ZM152 133V132H151ZM177 133H179V132H176L175 134H177ZM184 133V135H185V131L183 132ZM190 133V132H189ZM188 133V134H189ZM194 133H195V135H196V131H194ZM252 133V132H251ZM256 133V132H255ZM2 134V133H1ZM8 134V135H9ZM15 135V132H13L12 133V135ZM154 135L155 137L157 136V135ZM173 134V133H172ZM182 134V133H181ZM221 134H222V132H221ZM226 134V133H225ZM232 134V133H231ZM236 134V135H237ZM21 135V134H20ZM24 135V134H23ZM129 135H131V134H129ZM134 135H135V133H134ZM143 135V134H142ZM159 135H160V133H159ZM158 135V136H159ZM162 135V134H161ZM167 135V134H166ZM171 135V134H170ZM179 135V134H178ZM183 135V136H184ZM210 135V134H209ZM215 135V134H214ZM216 135H218V134H216ZM230 135V134H229ZM234 135V134H233ZM249 135V134H248ZM10 136V135H9ZM9 136H7V137H9ZM94 136H95V133H94ZM123 136V135H122ZM137 136H139V134L137 135ZM158 136L155 138V140L156 139H158ZM181 136V135H180ZM186 136V135H185ZM184 136V137H185ZM190 136H191V134H190ZM199 137L198 138H200V140L197 138V140H193V139H191V140H193V145H194V143L196 144V148H198V149H204V146L202 147V144H203V142H207L206 144H204V145H207L208 144V142L210 141V139H212V137L211 138H209L208 137V139H209V141H206V139H207V135H206V139L204 138V136L205 135H203V137L201 136L200 137V135H198ZM211 136V135H210ZM228 136V135H227ZM245 136H247L246 134H245ZM262 136H264L263 134H262ZM5 137H6V135H5ZM6 137V138H7ZM18 137H19V135H18ZM26 137V136H25ZM125 137V136H124ZM123 137V138H124ZM132 137V136H131ZM147 136H145L144 138H146ZM150 137V136H149ZM149 137H148V139H149ZM161 137V136H160ZM159 137V138H160ZM174 136H172L171 138H173ZM182 137V136H181ZM187 137H188V135H187ZM192 137H193V134H192ZM220 137V136H219ZM241 137V136H240ZM261 137V136H260ZM2 138V137H1ZM21 138V137H20ZM22 138H23V136H22ZM129 138V137H128ZM134 138V137H133ZM174 138H176V137H174ZM178 138V137H177ZM221 138V137H220ZM233 138V137H232ZM235 138V137H234ZM233 138V139H234ZM243 138V137H242ZM248 138V137H247ZM253 139H254V136L252 137ZM263 137H261V139H262ZM12 139H14V137L12 138ZM17 139H19V138H16V140ZM118 139V138H117ZM124 139H126V138H124ZM140 139V138H139ZM164 139V138H163ZM184 139H186V138H184ZM189 139V140H190ZM214 139H215V137H214ZM219 139V138H218ZM222 140H223V138H221ZM221 139H220V141H221ZM225 139V138H224ZM250 139H251V137H250ZM256 139H258V138H256ZM1 140V139H0ZM7 140H8V138H7ZM23 140H24V138H23ZM35 140V139H34ZM33 140V141H34ZM119 140V139H118ZM127 140V139H126ZM145 140H147V139H145ZM150 140H151V137H150ZM149 140V141H150ZM169 140H171V139H169ZM177 140V139H176ZM226 140V139H225ZM5 141V140H4ZM10 141V140H9ZM12 141V140H11ZM15 141V140H14ZM25 141V140H24ZM121 141H124L123 139L121 140ZM129 141L131 142V140L129 139ZM135 141H136V137H135ZM138 141H140V140H138ZM215 141V140H214ZM234 141V140H233ZM235 141H236V139H235ZM234 141V142H235ZM251 141V140H250ZM252 141H254V140H252ZM260 141H264V139H262V140H257L256 142H257V144H259V145H261L262 144V142H260ZM25 142H27V141H25ZM31 143H32V141H30ZM35 142H37L36 140H35ZM39 142V141H38ZM41 142H42V140H41ZM103 142V141H102ZM153 142V141H152ZM164 142V141H163ZM183 142V141H182ZM190 142V143H191ZM198 142V143H197ZM211 142V141H210ZM209 142V143H210ZM256 142L254 143V144H256ZM258 142H260V143H258ZM29 143V142H28ZM27 143V144H28ZM31 143H29V144H31ZM100 143V142H99ZM109 143V142H108ZM120 144V142H116V144L118 145L117 147H120L119 146V144ZM132 143H133V141H132ZM157 143V142H156ZM169 143H171V142H169ZM180 143V142H179ZM192 143L190 144V145H192ZM202 143V144H201ZM213 143V142H212ZM212 143H210V144H212ZM229 143H231V142H229ZM228 143V144H229ZM233 143V142H232ZM237 142H235L234 143V145L236 144ZM242 143V142H241ZM248 143H251V142H248ZM8 144V143H7ZM16 144H17V142H16ZM24 144V143H23ZM32 144H34V143H32ZM31 144V145H32ZM39 144L41 145V143L39 142ZM48 144V143H47ZM129 144V142L127 143V145ZM135 144V143H134ZM189 144V143H188ZM187 144V145H188ZM215 144V143H214ZM225 144H226V142H225ZM246 144V143H245ZM15 145V144H14ZM62 145V144H61ZM97 145V144H96ZM107 145V144H106ZM121 145V144H120ZM150 145H151V143H150ZM154 145H155V143H154ZM164 145V144H163ZM201 145V146H200ZM209 145V144H208ZM227 145V144H226ZM250 145V144H249ZM263 145V144H262ZM261 145V146H262ZM8 146V145H7ZM16 146V145H15ZM36 146H37V144H36ZM47 145H44V146H39L40 147V149H41V153L43 154L45 151L43 150L44 148L43 147H46ZM99 146V145H98ZM107 146H109V145H107ZM125 146V145H124ZM123 145L121 146V147H124ZM152 146H153V144H152ZM152 146L150 147V148H152ZM162 146V145H161ZM172 146H174V145H172ZM195 146V145H194ZM218 146V145H217ZM220 146V145H219ZM246 146V145H245ZM243 147V143H242V147L244 148V149H246V150H243V148L242 147H240V149L242 148V151L241 152H239L240 153V157L241 158H243L242 159V161L244 162L246 159H248L249 157H250V159H248L247 160V162L248 163H246V164H249V165H251V164H257L258 162H260L261 161V163H259V164H262L263 163V161H264V155H262L263 153H257L256 155H255V153H254V151H255V149L253 148V147H250L251 148V150H254V151H249V150H247L248 148L247 147ZM248 146V145H247ZM22 147H23V145H22ZM25 147L26 146H24V149H25ZM32 147H34L35 148V146H33L32 145ZM32 147H30L29 146V148H32ZM42 147V148H41ZM53 147V146H52ZM62 147V146H61ZM60 147V148H61ZM111 147V146H110ZM153 147H155V146H153ZM221 147H222V145H221ZM225 147V146H224ZM227 147H229L228 145H227ZM231 147H232V144H231ZM237 147V146H236ZM263 147H264V145H263ZM2 148V147H1ZM0 148V149H1ZM6 148V147H5ZM10 148V147H9ZM58 148V147H57ZM60 148H58V149H60ZM102 147H100V149H101ZM157 148H163V147H160V146H158ZM175 148H177V146L175 147ZM174 148V149H175ZM188 147H186V149H187ZM192 148V147H191ZM195 148V147H194ZM194 148H193V150H194ZM207 148H208V146H207ZM210 148V147H209ZM223 148V147H222ZM226 148V147H225ZM234 148H235V146H234ZM261 148V147H260ZM7 149V148H6ZM14 149V148H13ZM36 149V148H35ZM39 149V148H38ZM46 150H48L47 148H45ZM54 149V148H53ZM52 149V150H53ZM126 149H127V147H126ZM131 149V148H130ZM181 149H182V147H181ZM198 149L196 150L197 152H199V151H201V150H199L198 151ZM217 149H219V148H217ZM231 149V148H230ZM2 150V149H1ZM21 150V149H20ZM29 150V149H28ZM27 150V151H28ZM32 150V149H31ZM51 150V149H50ZM51 150V151H52ZM95 150H96V148H95ZM120 150V149H119ZM132 150V149H131ZM152 150V149H151ZM150 149H149V151H151ZM160 150V149H159ZM162 150V149H161ZM169 151H170V149H168ZM171 150H172V148H171ZM176 150H178V149H176ZM189 150V149H188ZM208 150V149H207ZM213 150V149H212ZM15 152H16V150H14ZM22 151H24V150H22ZM34 151V150H33ZM38 151V150H37ZM42 151H44V152H42ZM60 151V150H59ZM79 151V150H78ZM103 151V150H102ZM123 151V150H122ZM154 151V150H153ZM155 151L157 152V153H160L161 151H159L158 152V149L156 150L155 149ZM163 151L165 152V150L163 149ZM163 151L160 153V155L159 156H161L162 154H163ZM195 151V152H196ZM206 151V150H205ZM225 151V150H224ZM240 151V150H239ZM40 152L38 151V155L40 154ZM47 152V151H46ZM45 152V154H43L45 157H46V155L48 156L49 155V153L47 154ZM55 152H57V150L55 151ZM96 152V151H95ZM105 152H107V151H105ZM113 152V151H112ZM120 152H121V150H120ZM146 152H147V150H146ZM146 152H145V154H146ZM155 152V153H156ZM168 152V151H167ZM173 152V151H172ZM175 153L177 152V151H174ZM186 152V151H185ZM188 152H190V151H188ZM187 152V153H188ZM202 152H204V151H202ZM217 152H218V150H217ZM222 152H223V150H222ZM227 152V151H226ZM234 152H235V150H234ZM237 152V151H236ZM244 152L246 153V155L244 154ZM249 154H248V153ZM250 152H251V155H250ZM254 154H253V153ZM2 153V152H1ZM27 153V152H26ZM60 152H58V154H59ZM88 153V152H87ZM92 153V152H91ZM117 153V152H116ZM119 153V152H118ZM125 153H127L126 151H125ZM125 153H124V155H125ZM133 153V152H132ZM156 153V154H157ZM166 153V152H165ZM171 153V152H170ZM183 153V152H182ZM204 153H206V152H204ZM208 153V152H207ZM9 154V153H8ZM17 154V153H16ZM41 154V155H42ZM62 154V153H61ZM86 154V153H85ZM129 154V153H128ZM127 154V155H128ZM156 154H154L155 156H156V159H157V155ZM189 154V153H188ZM215 154V153H214ZM228 154V153H227ZM20 155V154H19ZM27 155V154H26ZM42 155V156H43ZM68 155V154H67ZM117 155V154H116ZM121 155H122V152H121ZM131 155V154H130ZM134 155V154H133ZM148 154H146V156H147ZM153 155V156H154ZM191 155V154H190ZM208 155V154H207ZM223 155V154H222ZM234 155V154H233ZM236 155H238L237 153H236ZM5 156V155H4ZM9 156V155H8ZM11 156V155H10ZM35 156H37V155H35ZM34 156V157H35ZM50 156V155H49ZM62 156V155H61ZM83 156H85V155H83ZM151 156V155H150ZM169 156H170V154H169ZM209 156V155H208ZM224 156V155H223ZM229 155H227V156H225V159L226 160H222V161H224L225 162V165H227V166H229L230 164H231V162H229V161H232V159L229 157V159H231V160H229L227 157H228ZM232 156V155H231ZM23 157V156H22ZM45 157H43V158H45ZM52 157V156H51ZM49 158V157H46V158H48V160H49V162L50 161H52V158ZM56 157V156H55ZM93 157V156H92ZM105 157V156H104ZM108 157V156H107ZM130 157V156H129ZM144 157H145V155H144ZM175 157H176V159H177V155L175 154ZM180 157V156H179ZM178 157V158H179ZM238 157V156H237ZM245 157H247V158H245ZM39 158V156H37V159ZM42 158V157H41ZM54 158V157H53ZM66 158H67V156H66ZM99 158V157H98ZM117 158V157H116ZM121 158V157H120ZM123 158V157H122ZM150 158V157H149ZM162 158V157H161ZM169 158V157H168ZM174 158V157H173ZM181 158H182V156H181ZM188 158H190L189 156H188ZM192 158V157H191ZM205 158H207L206 156H205ZM204 158V159H205ZM209 158V157H208ZM222 158V157H221ZM234 158V157H233ZM239 158V157H238ZM256 158H260V161L258 160V162L256 163V162H254V160L256 159ZM36 159V158H35ZM40 159V158H39ZM57 160H58V157L56 158ZM65 159V158H64ZM73 159V158H72ZM87 159V158H86ZM93 159H94V157H93ZM108 160H109V158H107ZM110 159H111V157H110ZM119 159V158H118ZM125 159H127V157L125 158ZM129 159V158H128ZM167 159V158H166ZM171 159V158H170ZM175 159V158H174ZM175 159V160H176ZM210 159V158H209ZM212 159L213 158H211V162H212ZM224 159V158H223ZM254 159V160H253ZM263 159V160H262ZM16 160V159H15ZM41 160H43V159H40V161ZM96 160V159H95ZM112 160V159H111ZM121 160V159H120ZM181 160V159H180ZM201 160V159H200ZM238 160H240V159H237V161ZM251 160V161H250ZM252 160H253V162H252ZM256 160V161H257ZM11 161V160H10ZM9 161V162H10ZM38 161V160H37ZM56 161V160H55ZM87 161V160H86ZM93 161V160H92ZM91 161V162H92ZM116 161V160H115ZM117 161H119V160H117ZM116 161V162H117ZM153 161V160H152ZM156 161V160H155ZM158 162H159V160H157ZM170 161H172V160H170ZM174 161V160H173ZM182 161V160H181ZM186 161V160H185ZM188 161V160H187ZM191 161V160H190ZM194 161V160H193ZM207 161V160H206ZM219 161V160H218ZM226 161H228L227 163H230L229 165L228 164H226ZM235 161H236V159H235ZM2 162V161H1ZM19 162V161H18ZM25 162V161H24ZM44 164H43V163ZM46 162H47V160H46ZM49 162L47 163L48 164V167L49 166H51V169H53L52 167V164H50L49 165ZM54 162V161H53ZM61 162V161H60ZM72 162V161H71ZM183 162H184V160H183ZM195 162V161H194ZM204 162V161H203ZM208 162H210V161H208ZM213 162H214V160H213ZM220 162V161H219ZM246 162V161H245ZM252 162V163H251ZM41 163L43 164V165H45V160H43V161H41ZM66 163V162H65ZM64 163V164H65ZM152 163V162H151ZM160 163V162H159ZM165 163H168V161H166ZM172 163V162H171ZM175 163V162H174ZM177 163V162H176ZM187 163V162H186ZM202 163V162H201ZM205 163V162H204ZM1 164V163H0ZM161 164H162V162H161ZM169 164V163H168ZM180 164V163H179ZM195 164V163H194ZM210 164V163H209ZM232 164H233V162H232ZM264 164V163H263ZM263 164H262V166H263ZM20 165V164H19ZM37 165H40V164H37ZM90 165V164H89ZM153 165H155V164H153ZM157 165H159L160 166V164H157ZM170 165V164H169ZM185 165V164H184ZM208 165V164H207ZM241 165V164H240ZM244 165V164H243ZM3 166V165H2ZM46 166V165H45ZM56 166H57V164H56ZM62 166H64L63 164H62ZM66 167H67V165H65ZM79 166V165H78ZM156 166V165H155ZM182 166V165H181ZM180 166V168H182ZM187 166H188V164H187ZM186 166V167H187ZM193 166V165H192ZM191 166V167H192ZM198 166H200V165H198ZM211 166V165H210ZM227 166H225L224 167V169H223V175L224 174H230V172H231V174H233L235 171H236V169H235V166H231L233 169H235V171H233L232 169H230L231 167L229 166L228 168H227ZM242 166V165H241ZM253 168H254V166L253 165H251ZM42 167H44V166H41V168ZM47 167V166H46ZM46 167H44L43 169H46ZM73 167V166H72ZM81 167V166H80ZM89 167V166H88ZM170 167H171V165H170ZM174 167V166H173ZM177 166H175L174 167V170H176L175 168H176ZM186 167H184V168H186ZM196 167V166H195ZM202 167V166H201ZM216 167H218V166H216ZM247 167V166H246ZM259 167H260V165H259ZM2 168V167H1ZM16 168V167H15ZM24 168H26V167H24ZM41 168H40V170H41ZM50 168V167H49ZM68 168V167H67ZM71 168V167H70ZM159 168V167H158ZM157 168V169H158ZM169 168V167H168ZM178 168V167H177ZM212 168H214L213 166H211V168H210V172H212V174L214 173L213 171H211V169ZM219 169H220V166L218 167ZM240 168V167H239ZM238 168V169H239ZM5 169V168H4ZM6 169H8V168H6ZM35 169V168H34ZM57 169V168H56ZM64 169V168H63ZM69 169V168H68ZM73 169V168H72ZM201 169V168H200ZM205 169H207V168H205ZM228 169V170H227ZM256 169V168H255ZM262 169H264V168H262ZM2 170V169H1ZM21 170V169H20ZM24 170V169H23ZM39 170V169H38ZM67 170V169H66ZM88 170V169H87ZM181 170V169H180ZM188 170V169H187ZM204 169H202V171H203ZM215 170V169H214ZM240 170V169H239ZM238 170V171H239ZM260 170V169H259ZM3 171V170H2ZM1 171V172H2ZM12 171V170H11ZM16 171V170H15ZM25 171V170H24ZM28 171V170H27ZM43 171V170H42ZM45 171V170H44ZM56 171V170H55ZM55 171L53 172V175L55 174ZM60 171V170H59ZM63 170H61V172H62ZM74 171H76V170H74ZM156 171V170H155ZM194 171V170H193ZM197 171L198 170H196V172L195 173H197ZM205 171V170H204ZM207 171H208V169H207ZM232 171H233V173H232ZM242 171V170H241ZM70 172V171H69ZM158 172H159V170H158ZM164 172L166 173V171L164 170ZM168 172V171H167ZM217 172H218V170H217ZM254 171H252V173H253ZM3 173H4V171H3ZM19 173H20V171H19ZM37 173V172H36ZM40 173H42V172H40ZM40 173H37V175L39 174V176H41L40 175ZM46 173L48 174L49 173V171L47 172V169H46ZM59 173V172H58ZM95 173V172H94ZM162 173V172H161ZM171 173V172H170ZM169 173V174H170ZM185 173V172H184ZM188 173V172H187ZM200 173V172H199ZM216 173V172H215ZM238 173V172H237ZM22 174V173H21ZM32 174H34V173H32ZM49 174H51V173H49ZM49 174H48V176H49ZM76 174H77V172H76ZM78 174H79V172H78ZM92 174V173H91ZM193 174V173H192ZM191 174V175H192ZM202 174V173H201ZM230 174V175H231ZM239 174V173H238ZM254 174H255V172H254ZM259 174V173H258ZM5 175V174H4ZM9 175H11L10 173H9ZM24 175V174H23ZM46 174H44V178L46 177L45 176ZM57 175V174H56ZM73 175H74V173H73ZM95 175V174H94ZM154 175V174H153ZM164 175V174H163ZM163 175H162V177H163ZM178 175H179V173H178ZM182 175V174H181ZM181 175H180V177H181ZM197 175V174H196ZM205 175V174H204ZM216 175V174H215ZM214 175V176H215ZM222 175V174H221ZM234 175V174H233ZM249 175H251V173L249 174ZM261 175V174H260ZM14 176H15V174H14ZM47 176V177H48ZM77 176V175H76ZM75 176V177H76ZM147 176H149L148 174L146 175V178H147ZM161 176V175H160ZM169 176V175H168ZM175 176V175H174ZM173 176V177H174ZM183 176H184V174H183ZM182 176V177H183ZM240 176V175H239ZM255 176V175H254ZM264 176V172H262V177ZM7 177V176H6ZM13 177V176H12ZM38 177V176H37ZM36 177V178H37ZM46 177V178H47ZM82 177H84V176H82ZM166 178H167V175L165 176ZM194 177V176H193ZM219 177H220V174H219ZM218 177V178H219ZM244 177H246V176H244ZM253 177V176H252ZM257 177V176H256ZM260 177V176H259ZM35 178V179H36ZM91 178V177H90ZM154 178H155V176H154ZM178 178V177H177ZM187 178V177H186ZM191 178V177H190ZM195 178H197V177H195ZM199 178V177H198ZM205 178V177H204ZM210 178V177H209ZM217 178V177H216ZM216 178H214V179H216ZM232 178V177H231ZM234 178V177H233ZM7 179V178H6ZM150 179V178H149ZM158 179V178H157ZM165 179V178H164ZM172 179H174V180H172ZM168 183H170L171 182V185H173V187L175 186V184L177 183V182H175V178H172ZM193 179V178H192ZM207 179V178H206ZM213 179V184H214V181H216L217 182V180H214ZM248 179V178H247ZM30 181H31V179H29ZM37 180V179H36ZM42 180V179H41ZM46 180V179H45ZM57 180H59V178L57 179ZM65 180V179H64ZM69 180V179H68ZM79 180H81V179H79ZM98 180V179H97ZM159 180V179H158ZM162 180V179H161ZM168 180V179H167ZM186 180V179H185ZM196 180V179H195ZM199 180V179H198ZM197 180V181H198ZM205 180V179H204ZM203 180V181H204ZM212 180V179H211ZM221 180V179H220ZM229 180V179H228ZM227 180V181H228ZM234 180V179H233ZM232 180V181H233ZM242 180V179H241ZM13 181V180H12ZM14 181H16V180H14ZM34 181V180H33ZM32 181V182H33ZM44 181V180H43ZM95 181V180H94ZM173 181L175 182V184H173ZM184 181V178H183V180H182V182ZM187 181H189V180H187ZM187 181H184V183H185V185H186V182ZM194 181V180H193ZM203 181H199L200 183H202L201 184V186H200V184L198 185L199 187H200V189H201V187H203ZM248 181V180H247ZM262 181V182H261ZM261 185H263L264 184V178L263 179H261ZM4 182V181H3ZM7 182V181H6ZM35 182V181H34ZM62 182V181H61ZM65 182V181H64ZM155 182V181H154ZM181 182V184H184V183H182ZM206 182V181H205ZM216 182H215V184H216ZM233 182H235V181H233ZM237 182V181H236ZM241 182V181H240ZM9 183V182H8ZM15 183H17V182H15ZM30 183V182H29ZM37 183V182H36ZM44 183H46V182H44ZM100 183V182H99ZM104 183V182H103ZM157 183V182H156ZM178 183H179V181H178ZM187 183H189V182H187ZM191 183L193 184V182L191 181ZM211 183V182H210ZM218 183V182H217ZM221 183V182H220ZM223 183H224V181H223ZM242 183V182H241ZM4 184V183H3ZM11 184V183H10ZM24 184V183H23ZM47 184V183H46ZM67 184H68V182H67ZM74 184V183H73ZM108 184V183H107ZM160 183H158V185H159ZM165 184H166V182H165ZM197 184L198 183H195L194 182V185H187V187L188 186H192L193 188L192 189H197V188H199V187H197ZM1 185V184H0ZM27 185V184H26ZM25 185V186H26ZM44 185V184H43ZM48 185V184H47ZM64 185H66V184H64ZM71 185H72V182H71ZM103 185V184H102ZM101 185V186H102ZM185 185H181V187L182 186H184L185 187ZM196 185V186H195ZM209 185V184H208ZM217 185H219V184H217ZM223 185V184H222ZM234 187L232 188V189H234L235 190V186L236 185H234V184H232ZM255 185H256V183H255ZM152 186H153V184H152ZM168 186H170V185H168ZM213 185H211V187H212ZM227 186H229V184H227ZM247 186V185H246ZM246 186H244V187H246ZM4 187V186H3ZM3 187H2V189H3ZM21 187V186H20ZM65 187V186H64ZM66 187H67V185H66ZM69 187V186H68ZM112 187V186H111ZM161 187V186H160ZM163 187H164V184H163ZM165 188V189H174V188ZM177 187H178V184H177ZM209 187V186H208ZM216 187V186H215ZM230 187H232V186H229V189H230ZM244 187H242V189H244ZM250 187V186H249ZM255 187V186H254ZM258 187V186H257ZM5 188V187H4ZM6 188H7V186H6ZM9 188V187H8ZM13 188V187H12ZM28 188V187H27ZM153 188V187H152ZM155 189H156V187H154ZM153 188V189H154ZM157 188H159V187H157ZM183 188V187H182ZM186 188V187H185ZM189 189H191L190 187H188ZM204 188V187H203ZM206 188V187H205ZM218 188V187H217ZM228 188V187H227ZM17 189V188H16ZM26 189V188H25ZM63 189V188H62ZM71 189V188H70ZM92 189V188H91ZM103 189H105V188H103ZM152 189V190H153ZM160 189H162V188H160ZM160 189L159 190H157V191H160ZM184 189V188H183ZM187 189V188H186ZM186 189H184V190H186ZM189 189H187V190H189ZM190 190V191H188V193L190 192L191 193V195L189 194V196H187V192H186V195H185V193L184 194H182L181 196H187L186 197V199L188 198V197H191L192 196V198H194V195H192L194 192H192V191H195L196 192V190ZM200 189H198L199 191L197 192V195L195 196V198L197 197V196H200V195H202V194H200ZM207 189V188H206ZM206 189H201V191H202V193L204 194V193H206L205 191H207ZM231 189V192H233V190ZM250 189V188H249ZM254 189V188H253ZM252 189V190H253ZM255 189H256V187H255ZM5 190H7V189H5ZM64 190V189H63ZM67 190V189H66ZM73 190V189H72ZM98 190V189H97ZM117 190V189H116ZM127 190V189H126ZM125 190V191H126ZM176 190H180L181 191V189L179 188V189H176ZM203 190H205L204 192H203ZM220 190V191H219ZM246 190V189H245ZM8 191H10V190H8ZM12 191V190H11ZM16 191V190H15ZM61 191V190H60ZM59 191V192H60ZM95 191V190H94ZM100 191V190H99ZM114 191V190H113ZM123 191V190H122ZM167 191V190H166ZM173 191H175V190H173ZM172 191V192H173ZM236 191V190H235ZM5 192V191H4ZM13 192H14V190H13ZM130 192V191H129ZM154 192H156V191H154ZM161 192V191H160ZM183 191H181V193H182ZM217 192H219L217 195H220V192H222V189H221V187L220 188H218V191ZM225 192V191H224ZM230 192V193H231ZM254 192V191H253ZM257 192V191H256ZM10 193H12V192H10ZM18 193V192H17ZM62 193V192H61ZM107 193V192H106ZM113 193H115V191L113 192ZM118 193V192H117ZM157 193H159V192H157ZM169 193H170V191H169ZM168 193V194H169ZM200 195H199V194ZM2 194H3V192H2ZM1 194V195H2ZM7 194V193H6ZM24 194V193H23ZM55 194V193H54ZM151 194V193H150ZM152 194H155V193H153L152 192ZM166 194H167V192H166ZM171 194V193H170ZM170 194L168 195V197L170 196ZM173 194H175V192L173 193ZM215 194V195H216ZM232 194H234V193H232ZM53 195V194H52ZM72 195V194H71ZM115 195V194H114ZM114 195H113V197H114ZM123 195H124V193H123ZM122 195V196H123ZM127 196H128V193L126 194ZM164 195V194H163ZM176 195H178V193L176 194ZM208 195V194H207ZM211 195V194H210ZM216 195V196H217ZM224 195V194H223ZM235 195V194H234ZM238 195V194H237ZM263 195V194H262ZM27 196V195H26ZM54 196V195H53ZM107 196V195H106ZM105 196V197H106ZM151 196V195H150ZM149 196V197H150ZM156 196V195H155ZM161 196V195H160ZM159 196V197H160ZM181 196H180V198H177V199H175L174 201L175 202H177L176 200H178V207H179V204H180V202H182V201H179V199H182L181 198ZM183 196V197H184ZM224 196H226V195H224ZM228 196H230V195H228ZM11 196H9L8 198H10ZM55 197V196H54ZM68 197V196H67ZM115 197H117L116 195H115ZM118 197H119V195H118ZM121 197V196H120ZM124 198H125V195L123 196ZM149 197L148 196H146V198H148L149 199ZM159 197H156V198H159ZM162 197V196H161ZM166 197V199H167V196L165 195L164 197H162V199H164ZM205 198V195H203V196H200V199L201 198ZM212 197V196H211ZM231 197V199H234V208L235 209H238L239 208V206H237V205H243L244 203L243 202H245V204L247 205H243L246 209H248L247 211H249L250 213H252L253 212V210H254V213H252V215L253 214H255V216L259 213V210L262 208H260V209H258L257 207H259V206H255V205H258V203H257V200H254V199H249V201H248V199H247V197H243L244 198V200H243V202H241V201H238L236 198H233V196H230ZM3 198H6L5 196H3ZM29 198V197H28ZM31 198V197H30ZM59 198V197H58ZM86 198V197H85ZM131 198V197H130ZM145 198V197H144ZM145 198V199H146ZM151 198H152V196H151ZM192 198H190V203H191V199ZM207 198H209V197H207ZM215 198V197H214ZM249 198H250V196H249ZM252 198V197H251ZM2 199V198H1ZM33 199H34V197H33ZM39 199V198H38ZM40 199H42V198H40ZM51 199V198H50ZM61 199H62V197H61ZM65 199V198H64ZM63 199V200H64ZM71 199V198H70ZM75 199V198H74ZM83 199V198H82ZM110 199V198H109ZM120 199V198H119ZM126 199H128V198H125V200ZM147 199V200H148ZM154 199H155V197H153V201H154ZM165 199V200H166ZM185 198L184 199H182V200H184L185 202L187 201ZM199 199V198H198ZM198 200L199 202H202L201 200ZM227 199V198H226ZM225 198H224V200H226ZM230 199V198H229ZM230 199V200H231ZM3 200V199H2ZM36 200V199H35ZM58 200H60V199H58ZM62 200V201H63ZM116 200H117V198H116ZM130 200V199H129ZM172 200H173V198H172ZM172 200H170V201H172ZM195 200V199H194ZM197 200V199H196ZM195 200V201H196ZM204 200V199H203ZM209 201V203L210 204H208V201ZM230 200H228V202L230 201ZM238 202H237V201ZM246 200V201H245ZM260 200H262L261 198H260ZM13 201V200H12ZM11 201V202H12ZM19 201V200H18ZM30 201H32V200H30ZM34 201V200H33ZM46 201V200H45ZM68 202H71V201H69V200H67ZM118 201V200H117ZM122 201H123V198H122ZM127 201V200H126ZM144 201H146V200H144ZM143 201V202H144ZM156 201H157V199H156ZM159 201H161V199L160 200H158V203H159ZM183 201V202H184ZM195 201H193L192 203L194 204V202ZM198 201H196L197 202V204H199L198 203ZM206 201H207V204L205 203H203L204 205H202L201 203V206L199 205V208H202V210H203V212H202V210H198V211H201V213H199V214H201L200 216H201V218H202V216H203V218H205V219H209V214H210V217L212 218V220H213V218L214 217H216V216H218V221H217V219L215 220L214 219V221L215 222H213V223H211L210 224V222H207V220L205 221V222H207L208 223V225L204 222V226H205V224L207 225V226H205V228H203L204 229V231H203V233H201V232H199V230L198 229H196L195 227H199L200 228V226L199 225H197L198 223H199V221H203V219L202 220H197V217L198 216H196V220L198 221V223H196V224H194V226L195 225H197V226H193L194 227V229L198 232V234L200 235H197V236H199L198 237V239L199 238H201L200 240H202L203 238L207 241V239L210 237L209 235H211L212 237H214L213 235L214 234H216V232H218L219 230H222V228H225L226 227V229H228L229 230V228L231 227V226H229L228 228H227V226H221L223 223H221V225H220V223H219V220H221L220 222H222L223 221V219H222V217L224 218V216H222L223 214L224 215H226V219L228 218V214H225V213H223L224 212V210H225V207H226V211H228L227 209H229V211L230 212H232V213H234V211L233 210H235V209H231L230 210V206H229V203H227V201L223 204V206L221 205V203L219 202V200H214V201H216L215 203L216 204H218L217 206L215 205V204H211V202H210V200L209 199H206ZM237 202V204L235 205V203ZM248 201V202H247ZM251 201H252V203H251ZM4 202V200L2 201V203ZM17 202V201H16ZM20 202V201H19ZM35 202V201H34ZM39 202V201H38ZM50 202V201H49ZM52 202H53V200H52ZM76 202H77V200H76ZM81 202V201H80ZM85 202V201H84ZM84 202H81V204L83 203L84 204ZM129 202V201H128ZM147 202V201H146ZM150 202V201H149ZM149 202H148V204H149ZM155 202V201H154ZM169 203L168 201H165V203ZM175 202H173L172 201V203H173V208H174V206L178 209V207H177V203H175ZM188 202V201H187ZM205 202V201H204ZM232 202H233V200L230 202V205H232L233 206V204H232ZM256 202V203H255ZM260 202V201H259ZM9 203H10V201H9ZM18 203V202H17ZM29 203H31V202H29ZM28 203V204H29ZM36 203V205H37V201L35 202ZM34 203V204H35ZM54 203V202H53ZM63 203V202H62ZM61 203V204H62ZM65 203V202H64ZM93 203V202H92ZM97 203V202H96ZM99 203V202H98ZM157 203V204H158ZM164 203V202H163ZM163 204V208H166V204ZM172 203H171V205H172ZM242 203V204H241ZM254 203V204H253ZM16 204V203H15ZM39 204V203H38ZM71 204V203H70ZM78 204V203H77ZM86 204V203H85ZM84 204V205H85ZM100 204V203H99ZM105 204H106V202H105ZM139 204H141V203H139ZM147 204V205H148ZM155 204V203H154ZM161 204H162V202H161ZM161 204H159V205H161ZM176 204V205H175ZM196 204V203H195ZM9 205V204H8ZM17 205V204H16ZM20 205V203L17 205V206H19ZM31 205V204H30ZM30 205H28V206H30ZM43 205V204H42ZM47 205V204H46ZM49 205V204H48ZM47 205V206H48ZM52 204H50L49 206H51ZM57 205H59V204H57ZM79 205H80V203H79ZM79 205H78V207H79ZM84 205L82 206V207H84ZM88 205V204H87ZM146 205V206H147ZM166 205V206H165ZM169 206H170V204H168ZM186 205H187V203H186ZM188 205H190L189 203H188ZM192 205V204H191ZM225 205V206H224ZM250 205V206H249ZM254 207H253V206ZM264 205V204H263ZM2 206V205H1ZM10 206V205H9ZM16 206V207H17ZM21 206H22V204H21ZM27 206V205H26ZM34 206V205H33ZM33 206H31L32 207V209L34 208ZM44 206V205H43ZM53 206V205H52ZM56 206V205H55ZM61 206V205H60ZM59 206V207H60ZM64 206V205H63ZM65 206H66V203H65ZM74 206H75V204H74ZM77 206V205H76ZM86 206V205H85ZM89 206H90V204H89ZM95 206H96V204H95ZM99 206V205H98ZM106 206H107V204H106ZM121 206H122V204H121ZM144 206V205H143ZM165 206V207H164ZM168 206V207H169ZM180 206H181V204H180ZM183 206H185V204H183L182 205V207ZM193 206V205H192ZM191 206V207H192ZM196 207H198L197 205H195ZM209 206V210H210V213H206V209H207V207ZM218 206H220V208L218 207ZM260 206H262V204L260 205ZM11 207V206H10ZM36 207V206H35ZM38 207H39V205H38ZM38 207H36V208H38ZM62 207V206H61ZM73 207V206H72ZM97 207V206H96ZM153 207V206H152ZM156 207V206H155ZM191 207L189 208V206H185V209H187L189 212H190V210L189 209H191ZM218 207V208H217ZM236 207H238V208H236ZM249 207L250 208H252V209H249ZM255 207H256V209H255ZM20 208V207H19ZM47 208V207H46ZM50 208H52V207H49V209ZM69 208V207H68ZM105 208V207H104ZM123 208H124V206H123ZM126 208V207H125ZM158 208H160V206H158ZM162 208V209H163ZM171 208V207H170ZM180 209H181V207H179ZM189 208V209H188ZM206 210V211H204V209ZM211 208V209H210ZM254 208V209H253ZM4 209V208H3ZM41 209V207L39 208V210ZM90 209V208H89ZM91 209H94L93 211H95V208L94 207H91ZM101 209V208H100ZM142 209H143V207H142ZM152 209V208H151ZM157 209V208H156ZM156 209H155V212H157L156 211ZM168 209V208H167ZM166 209V210H167ZM180 209L179 210H176V211H178L179 213H180ZM222 211H221V210ZM258 209V210H257ZM263 209V208H262ZM261 209V212H264V210H262ZM34 210H36V209H34ZM42 210V209H41ZM62 210V209H61ZM82 210V209H81ZM101 210H103V209H101ZM114 210V209H113ZM129 210V209H128ZM131 210V209H130ZM149 210V209H148ZM153 210V209H152ZM151 210V211H152ZM165 210V211H166ZM182 210H184L183 208L181 209V212H182ZM187 210H185V212L187 213ZM192 210H194L193 209V207H192ZM218 210H220L221 212H220V215H219V211ZM239 210V212H237V210H236V212L234 213V214H236V213H238V215L240 214V215H242V216H244V215H246L247 213V211L246 212H244L243 210H241L240 211V208L238 209ZM251 210H252V212H251ZM255 210H257L256 212L257 213H255ZM10 211H12V209L10 208ZM16 211V210H15ZM71 211V210H70ZM74 211V210H73ZM90 211V210H89ZM115 211V210H114ZM122 211V210H121ZM165 211H164V213H165ZM169 210H167V212H168ZM175 211V210H174ZM175 211V212H176ZM216 211V212H215ZM14 212V211H13ZM65 212V211H64ZM87 212V211H86ZM116 212V211H115ZM117 212H118V210H117ZM145 212H147V211H145ZM159 212V211H158ZM161 212V211H160ZM170 212V211H169ZM175 212L173 213V212H171L172 214H174V215H177V214H175ZM184 212V213H185ZM192 212V211H191ZM205 212V213H204ZM208 212V211H207ZM214 212H215V216H214ZM248 212V213H249ZM260 212V213H261ZM4 213V212H3ZM60 213V212H59ZM67 213V212H66ZM88 213V212H87ZM90 213H92V212H90ZM104 213V212H103ZM120 213V212H119ZM118 213V214H119ZM154 212H152V214H153ZM163 213V212H162ZM161 213V214H162ZM171 213H169V215L171 214ZM185 213V215H186V222H187V219L189 220V222H190V219L192 220V219H195V217L194 218H189L190 216H188V213L186 214ZM194 213V212H193ZM198 213V212H197ZM217 213V214H216ZM223 213V214H222ZM227 213H229V212H227ZM242 213V214H241ZM244 213H246V214H244ZM259 213V214H260ZM96 214V213H95ZM98 214V213H97ZM102 214V213H101ZM146 214V213H145ZM157 215H158V213H156ZM160 214V213H159ZM182 215H183V212L181 213ZM229 214H231V213H229ZM258 214V215H259ZM71 215H72V213H71ZM105 214H103V216H104ZM144 215V214H143ZM154 215V214H153ZM165 215H166V213H165ZM184 215V216H185ZM189 215H190V213H189ZM193 215V214H192ZM207 215V216H206ZM239 215V216H240ZM249 215V214H248ZM9 216V215H8ZM70 216V215H69ZM96 216H98V215H96ZM112 216V215H111ZM122 216V215H121ZM158 216H160V215H158ZM157 216V217H158ZM187 216H188V218H187ZM194 216H195V214H194ZM199 216V217H200ZM230 216H233V215H230ZM15 217V216H14ZM17 217V216H16ZM93 217V216H92ZM102 217V216H101ZM113 217V216H112ZM128 218H129V214H128V216H127ZM147 217H149V216H147ZM161 217H163V219L164 218H166V216H161ZM170 217V216H169ZM168 217V218H169ZM173 218L174 217H177V216H172ZM183 217V216H182ZM181 217V221H182V218ZM237 217V216H236ZM248 217V216H247ZM98 218V217H97ZM122 218H124V216L122 217ZM144 218H146V217H144ZM154 218H156L155 216H154ZM153 218V219H154ZM173 218H170L171 220L170 221H172L173 220ZM179 217H177V219L176 218H174L176 221H173L174 223L176 222V223H178V225L181 223V222H177V220L178 221H180L179 219H178ZM210 218V219H211ZM217 218V217H216ZM237 218H239V217H237ZM55 219V218H54ZM53 219V220H54ZM125 219V218H124ZM161 219V218H160ZM162 219V220H163ZM167 219V218H166ZM256 219V218H255ZM16 220H17V218H16ZM77 220H79V219H77ZM93 220V219H92ZM114 220V219H113ZM126 220V219H125ZM130 220V219H129ZM146 220V219H145ZM148 220V219H147ZM233 220V219H232ZM235 220V219H234ZM244 220V219H243ZM261 220V219H260ZM2 221V220H1ZM97 221V220H96ZM100 221V220H99ZM121 221V223L124 221L123 219L122 220H120ZM143 221V220H142ZM151 221V220H150ZM149 221V222H150ZM156 221H157V219H156ZM209 221V220H208ZM211 221V220H210ZM227 221V220H226ZM226 221H224V223L226 222ZM251 221H253V220H251ZM78 223H79V221H77ZM76 222V223H77ZM81 222V221H80ZM84 222V221H83ZM89 222V221H88ZM93 222H95V221H93ZM118 222V221H117ZM128 222V221H127ZM126 222V223H127ZM137 222H138V220H137ZM144 222V221H143ZM159 222V221H158ZM168 222V221H167ZM184 220H183V223L185 224L186 223ZM189 222H187L188 224H189ZM228 222V221H227ZM255 222V221H254ZM258 222V221H257ZM263 222V221H262ZM7 223V222H6ZM11 223H12V221H11ZM16 223V222H15ZM14 223V224H15ZM57 223H59V221L57 222ZM90 223V222H89ZM97 223V222H96ZM125 223V222H124ZM131 223V222H130ZM133 223V222H132ZM131 223V224H132ZM145 223V222H144ZM165 223V222H164ZM172 223V222H171ZM171 223L170 224H168L167 226H170L171 225ZM175 223V224H176ZM194 223H195V221H194ZM233 223V222H232ZM252 223V222H251ZM251 223H250V225H251ZM13 224V225H14ZM43 224V223H42ZM64 224V223H63ZM73 224V223H72ZM71 224V225H72ZM88 224V223H87ZM86 224V225H87ZM94 224V223H93ZM99 224V223H98ZM100 224H101V222H100ZM100 224H99V226H100ZM111 224V223H110ZM115 224V226H114V228L116 227V224L117 223H114ZM114 224H112V225H114ZM119 224V223H118ZM117 224V225H118ZM129 224V223H128ZM130 224V225H131ZM184 224L182 225V226H184ZM187 224V225H188ZM190 224H192L193 225V223H190ZM201 224H202V222H201ZM228 224H229V222H228ZM244 224V223H243ZM13 225H11V226H13ZM53 225V224H52ZM70 225V226H71ZM75 225V224H74ZM102 225H104L103 223H102ZM123 225V224H122ZM140 225V224H139ZM139 225H138V227H139ZM149 225V227H150V225L151 224H148ZM159 225H161V224H159ZM220 225V227H217V226H219ZM225 225V224H224ZM226 225H227V223H226ZM232 225V224H231ZM245 225V224H244ZM10 226V225H9ZM18 226H19V224H18ZM70 226H68V227H70ZM88 226V225H87ZM124 226V225H123ZM128 226V225H127ZM152 226V225H151ZM163 226V225H162ZM191 226V225H190ZM189 226V227H190ZM201 226H203V225H201ZM5 227V226H4ZM14 227V226H13ZM20 227H21V225H20ZM73 227V226H72ZM83 227V226H82ZM92 227V226H91ZM96 227H97V225H96ZM102 227V226H101ZM104 228H105V226H103ZM130 227V226H129ZM148 227V228H149ZM172 227V229L174 230V229H177V227L178 226H176L175 225V227L176 228H173L174 226H171ZM171 227H170V230H172L171 229ZM180 227V226H179ZM188 227V228H189ZM217 227V228H216ZM255 227L257 228V226H256V223H254V227H251V229H255ZM55 228H56V226H55ZM74 228V227H73ZM79 228V227H78ZM86 228V227H85ZM88 228V227H87ZM93 229H94V227H92ZM109 228V227H108ZM114 228H112L113 229V231L115 230ZM120 228H123V227H119V231L120 232H122V233H124V232H126L124 229H126L127 227H126V224H125V228L123 229V231H121L120 230ZM135 228V227H134ZM136 228H137V226H136ZM140 228V227H139ZM147 228V229H148ZM159 228V227H158ZM168 227H166V230H168L167 229ZM181 228V227H180ZM188 228H186V231L188 230ZM192 228V227H191ZM216 228V229H215ZM232 228V227H231ZM231 228H230V230H231ZM238 228V227H237ZM236 228V229H237ZM68 229H70V228H68ZM90 229V227L88 228V230ZM138 229V228H137ZM143 229V228H142ZM146 229V230H147ZM150 229V228H149ZM148 229V231L147 232H152V230H149ZM190 229V228H189ZM193 229V228H192ZM188 230V231H190L189 233L190 234H192L193 233V231L195 232V230ZM242 229V228H241ZM39 230V229H38ZM102 230V229H101ZM100 230V231H101ZM105 230V229H104ZM118 230H116V231H118ZM134 230V229H133ZM145 230V231H146ZM155 230V229H154ZM153 230V233L155 232ZM158 230V229H157ZM164 230V229H163ZM183 229H181V232H185V231H182ZM238 230H240V229H238ZM15 231V230H14ZM18 231H19V228H18ZM42 231V230H41ZM62 231V230H61ZM91 231H92V229H91ZM97 232L98 233V230H94L93 232ZM99 231V232H100ZM112 231V230H111ZM116 231L114 232V233H116ZM130 232H131V230H129ZM138 231V230H137ZM174 231H176V230H174ZM178 231H180L179 230V228H178ZM188 231L187 232H185V234L184 235H186V233L188 234ZM213 231H214V234H212L213 233ZM225 231V230H224ZM235 231V230H234ZM234 231H233V233H234ZM257 231V230H256ZM52 232V231H51ZM70 232H72V231H70ZM96 232H95V234H96ZM105 232V231H104ZM107 232H109L110 234H111V232H110V230L108 229V231ZM120 232H118V233H120ZM128 232V231H127ZM127 232L125 233V235H127ZM171 232V231H170ZM192 232V233H191ZM221 233H222V231H220ZM238 232V231H237ZM241 232V231H240ZM240 232H239V235H240ZM261 231L259 230V233H260ZM41 233V232H40ZM56 233V232H55ZM66 233V232H65ZM86 233V232H85ZM113 233V232H112ZM137 233V232H136ZM135 233V236L137 235ZM164 233V232H163ZM169 233V231L168 232H166V234H168ZM174 233V232H173ZM176 233V232H175ZM196 233V232H195ZM211 233V234H210ZM229 233V232H228ZM228 233H227V235H228ZM262 233V232H261ZM48 234V233H47ZM68 234V233H67ZM91 234H93V233H91ZM110 234H108V233H106V235H110ZM121 234V233H120ZM119 234V235H120ZM134 234V233H133ZM146 234V233H145ZM149 234V233H148ZM158 234V233H157ZM165 234V233H164ZM166 234H165V236H166ZM183 234H182V237H184L183 236ZM194 234V233H193ZM192 234V235H193ZM197 234V233H196ZM195 234V235H196ZM201 234H202V236H201ZM220 233L218 232V235H219ZM223 234V233H222ZM231 234V233H230ZM235 234V233H234ZM264 233H262L261 234V236H264L263 235ZM65 235V234H64ZM71 235V234H70ZM87 235H89V233H87ZM87 235H85V237L87 236ZM115 235V234H114ZM113 235V236H114ZM118 237H119V235L118 234H116ZM128 235H129V233H128ZM147 235V234H146ZM145 235V236H146ZM151 235V234H150ZM169 235H170V233H169ZM173 235V234H172ZM225 235V234H224ZM17 236V235H16ZM45 236V235H44ZM49 236V235H48ZM76 236V235H75ZM84 236V235H83ZM96 236H97V234H96ZM101 237H102V235H100ZM122 235H120V237H121ZM134 236V235H133ZM153 236V235H152ZM155 236V235H154ZM188 236H189V234H188ZM231 236V235H230ZM260 236V237H261ZM21 237V236H20ZM64 237V236H63ZM63 237H61V239L63 238ZM70 237V236H69ZM74 237V236H73ZM84 237V238H85ZM89 237H91V236H89ZM89 237L88 238H85V239H87L88 240V242H89V240H91L92 241V239L94 240V238H92V239H89ZM105 237H107V236H105ZM111 237V236H110ZM120 237H119V239L118 238H115V240H117L118 239V241L120 240ZM124 237V239H125V236H122L121 237V239ZM131 237V236H130ZM137 237V236H136ZM146 237H149V236H146ZM168 237V236H167ZM166 237V238H167ZM170 237V236H169ZM178 237H180V236H178ZM190 238L192 237V236H189ZM188 237V238H189ZM203 237V238H202ZM206 237H208V238H206ZM212 237H210V238H212ZM215 237H216V235H215ZM232 237V236H231ZM55 238V237H54ZM67 238V237H66ZM71 238V237H70ZM80 238V237H79ZM108 238H109V236H108ZM112 238V237H111ZM127 238H129V237H127ZM133 238V237H132ZM132 238H130V239H132ZM142 238V237H141ZM171 238V237H170ZM176 238H177V235H176ZM208 239V241L210 240V242H211V240L212 239ZM38 239V238H37ZM64 239H65V237H64ZM74 239L76 240V238L74 237ZM95 239H97V238H95ZM138 239V238H137ZM167 239H169V238H167ZM179 239V241H180V239L183 241V243L185 244V242H184V239H182L181 237L180 238H178ZM185 239H187V238H185ZM194 239H195V237H194ZM196 239H197V237H196ZM214 239L215 238H213V242L215 243L216 242V240L218 239V236H217V238H216V240L214 241ZM226 239H227V236H226ZM230 239V238H229ZM258 239V238H257ZM2 240H3V238H2ZM12 240V239H11ZM18 240H19V238H18ZM32 240V239H31ZM35 240V239H34ZM58 240H60V239H58ZM69 240V239H68ZM74 240V241H75ZM100 240V239H99ZM98 240V241H99ZM109 240H110V238H109ZM141 239L139 238V241H140ZM142 240H144V239H142ZM159 240H161V239H159ZM172 240H173V238H172ZM176 240V239H175ZM188 240H191V239H188ZM220 240V239H219ZM218 240V241H219ZM56 241V240H55ZM67 241V240H66ZM74 241L72 242V243H74ZM106 241V240H105ZM111 241V240H110ZM114 241V239L112 240V242ZM122 241H123V239H122ZM136 241V240H135ZM134 241V242H135ZM145 241H147V240H145ZM166 241H168V240H166ZM169 241H170V239H169ZM178 241V242H179ZM181 241V242H182ZM185 241H187V240H185ZM206 241H205V247L206 246H208L207 245V243H206ZM261 241V240H260ZM21 242V241H20ZM37 242H38V240H37ZM59 242V241H58ZM86 242V241H85ZM101 242V241H100ZM116 242V241H115ZM124 242V241H123ZM127 242V241H126ZM162 242V241H161ZM160 242V243H161ZM173 241H171V243H172ZM187 242H190V244L193 242V239H192V242L191 241H187ZM227 242V241H226ZM32 243V242H31ZM41 243V242H40ZM68 243V242H67ZM70 243H71V241H70ZM91 243H96V242H90V244ZM102 243V242H101ZM119 243L120 244H116V245H121V242L119 241ZM125 243V242H124ZM124 243H122V244H124ZM130 243V242H129ZM163 243L165 244V242H164V239H163ZM176 243V242H175ZM193 243H196V241L195 242H193ZM192 243V244H193ZM199 243H201V242H198L197 244H199ZM202 243L204 244V242H203V240H202ZM201 243V244H202ZM209 243V242H208ZM212 243V242H211ZM210 243V244H211ZM214 243H213V245H214ZM222 243H223V241H222ZM8 244V243H7ZM65 244V243H64ZM74 244H76V243H74ZM83 244V245H82ZM82 246L84 247V243L82 242ZM93 244V245H94ZM110 244V242L107 244V245H109ZM127 244V243H126ZM143 244V243H142ZM163 244V245H164ZM167 244H169V243H167ZM189 243H188V245H190ZM210 244H209V246H210ZM220 244V243H219ZM5 245V244H4ZM47 245V244H46ZM85 245H87V244H85ZM101 245V244H100ZM103 245H104V243H103ZM125 245V244H124ZM172 245V244H171ZM194 245V244H193ZM193 245L192 246H190L191 248H193ZM216 245V244H215ZM1 247H2V244L0 245ZM56 246V245H55ZM91 245H88L87 247H90ZM105 246H106V243H105ZM159 246V245H158ZM170 246V245H169ZM180 246V245H179ZM187 247V248H185L184 249V247ZM184 247H182V246H180V247H182L184 250H188L187 252H183V253H185V255H189V253H191V252H189V249H190V251H192L191 250V248H189L188 249V247L189 246H187V245H185ZM211 246H212V244H211ZM223 246V245H222ZM221 246V247H222ZM61 247V246H60ZM63 247H64V245H63ZM70 247V246H69ZM72 247V246H71ZM74 247V246H73ZM77 247V246H76ZM122 247V246H121ZM138 247V246H137ZM150 247V246H149ZM154 247V246H153ZM165 247V246H164ZM177 247V246H176ZM176 247H172V248H176ZM37 248H38V246H37ZM36 248V249H37ZM53 248V247H52ZM91 248V247H90ZM92 248H95L94 246L92 247ZM98 248V247H97ZM100 248H101V246H100ZM99 248V249H100ZM104 248V247H103ZM111 248H113L112 246H111ZM123 248H126V247H122V249ZM163 248V247H162ZM168 248V247H167ZM170 248H171V246H170ZM196 248V247H195ZM218 248H220L219 246H218ZM224 248V247H223ZM227 248V247H226ZM35 249V248H34ZM56 249V248H55ZM66 249V248H65ZM72 249V248H71ZM75 249V248H74ZM83 249V248H82ZM109 249V248H108ZM114 249H116V248H114ZM114 249H113V251H114ZM120 249V248H119ZM118 249V250H119ZM127 249V248H126ZM129 249V248H128ZM156 249V248H155ZM166 249V248H165ZM174 249H173V251L172 252H174ZM202 249V248H201ZM207 249V248H206ZM46 250V249H45ZM64 250V249H63ZM78 250H80V251H83V250H81L80 249V247H79V249ZM77 250V251H78ZM84 250H86V249H84ZM93 250V249H92ZM96 250V248L94 249V251ZM104 250V252H105V249H103ZM157 250V249H156ZM163 250V249H162ZM166 250H168L167 252L164 250V251H162V257H164L163 259H160V260H158V262H156V261H154L153 263L155 264H168V263H170L171 264V262H168V260H166L165 259V253H169V255L168 256H170L171 257V255H170V252H171V250L172 249H166ZM176 250V249H175ZM178 250V249H177ZM180 250V249H179ZM194 250V249H193ZM221 250V249H220ZM224 250V249H223ZM51 251V250H50ZM62 251V250H61ZM69 251V250H68ZM91 251V254H93V253H95V252H97V251ZM100 251H102V250H100ZM106 251H107V249H106ZM117 251V250H116ZM202 251V250H201ZM205 251V250H204ZM211 251V250H210ZM233 251V250H232ZM52 252H53V250H52ZM56 252H58V251H56ZM71 252V251H70ZM69 252V253H70ZM74 252V251H73ZM72 252V253H73ZM86 252H88V250L86 251ZM99 252V251H98ZM97 252V253H98ZM109 252V251H108ZM118 252H120V251H118ZM117 252V253H118ZM181 252H182V250H181ZM40 253V252H39ZM38 253V254H39ZM68 253V254H69ZM82 253V252H81ZM88 253H90V252H88ZM88 253H87V255H88ZM106 253V252H105ZM121 253V252H120ZM125 253V252H124ZM138 253V252H137ZM146 253H148V252H146ZM178 253V252H177ZM187 253V254H186ZM192 253L194 254V252L192 251ZM200 253V252H199ZM204 253V252H203ZM206 253V252H205ZM210 253V252H209ZM215 253V252H214ZM3 254H5V252L3 253ZM77 254V253H76ZM80 254V253H79ZM86 254V253H85ZM90 254V255H91ZM96 254V253H95ZM100 254H102V252H100ZM109 254H110V252H109ZM113 254V253H112ZM111 254V255H112ZM123 254V253H122ZM121 254V255H122ZM128 254H130V253H128ZM155 254H157V253H155ZM167 254H166V256H167ZM171 254H173V253H171ZM182 254V253H181ZM218 254V253H217ZM225 254V253H224ZM82 255V254H81ZM104 255V254H103ZM108 255V254H107ZM106 255V256H107ZM126 255V254H125ZM124 255V256H125ZM133 255V254H132ZM141 255V254H140ZM144 255V254H143ZM159 255V254H158ZM164 255V256H163ZM185 255H183L182 257H180L181 259H183V257L185 256ZM200 255H202V254H200ZM212 255H213V253H212ZM70 256V255H69ZM68 256V257H69ZM89 256V255H88ZM97 256V255H96ZM112 256H114V254L112 255ZM139 256V255H138ZM157 256V255H156ZM174 257H175V252H174V255H173ZM176 256L178 257V254H176ZM193 256V255H192ZM203 256V255H202ZM4 257V256H3ZM64 257H65V255H64ZM90 257H92V256H90ZM98 257V256H97ZM116 257V256H115ZM123 257V256H122ZM169 257V258H170ZM174 257H171V258H174ZM190 257V256H189ZM189 257L187 258L188 259V261H185V264H186V262H187V264H189L190 263V261H189ZM194 257V256H193ZM214 257V256H213ZM35 258V257H34ZM33 258V259H34ZM54 258H55V256H54ZM61 258V257H60ZM74 258V257H73ZM78 258H80V257H78ZM77 258V259H78ZM110 258H111V256H110ZM127 258V257H126ZM128 258H129V256H128ZM134 258V257H133ZM140 258V257H139ZM138 258V259H139ZM159 258V257H158ZM167 258V257H166ZM176 258V257H175ZM173 259V262H172V264L174 263V261H175V264H177V261H179V260H176V259ZM185 258V257H184ZM199 258H201V257H199ZM210 258V257H209ZM212 258V257H211ZM217 258V257H216ZM215 258V259H216ZM226 258V257H225ZM12 259H14V258H12ZM11 259V260H12ZM57 259V258H56ZM62 259V258H61ZM86 259H89V258H86ZM93 259H95L94 257H93ZM99 259V258H98ZM105 259H107V258H105ZM108 259H109V257H108ZM130 259H132V257L130 258ZM190 259H192V258H190ZM197 258H194V260H196ZM6 260V259H5ZM10 260V259H9ZM15 260V259H14ZM22 260V259H21ZM50 260H51V258H50ZM102 260V259H101ZM123 260V259H122ZM121 260V261H122ZM127 260H129V259H127ZM133 260V259H132ZM142 260V259H141ZM148 260V259H147ZM155 260V259H154ZM172 260V259H171ZM186 260V259H185ZM193 260V259H192ZM194 260L193 261H191V262H194ZM213 260H214V258H213ZM8 261V260H7ZM99 261H100V259H99ZM108 261V260H107ZM109 261H111V260H109ZM113 261H114V259H113ZM125 261V260H124ZM183 261H184V259H183ZM215 261V260H214ZM213 261V262H214ZM217 261V260H216ZM222 261V260H221ZM238 261V260H237ZM9 262H11V261H9ZM8 262V263H9ZM26 262V261H25ZM35 262H36V260H35ZM62 262V261H61ZM64 262V261H63ZM74 262H76V261H74ZM78 262H80V261H78ZM83 262H84V260H83ZM90 262V261H89ZM105 262V261H104ZM136 262V261H135ZM138 262V261H137ZM139 262H141V261H139ZM148 262V261H147ZM168 262V263H167ZM189 262V263H188ZM196 262V261H195ZM194 262V263H195ZM204 262V261H203ZM210 262V261H209ZM13 263V262H12ZM16 263V262H15ZM23 263V262H22ZM42 263V262H41ZM91 263V262H90ZM92 263H93V261H92ZM106 263H108V262H106ZM113 263V262H112ZM114 263H116L115 261H114ZM123 263V262H122ZM125 263V262H124ZM127 263H130V261L129 262H127ZM151 264H152V262H150ZM180 264L182 263V262H179ZM210 263H212V262H210ZM217 263V262H216ZM222 263V262H221ZM224 263V262H223ZM222 263V264H223ZM234 263V262H233ZM239 263V262H238ZM33 264H34V262H33ZM37 264V263H36ZM88 264V263H87ZM100 264H103V262L101 261L100 262ZM105 264V263H104ZM116 264H118V263H116ZM121 264V263H120ZM131 264H134V262H132L131 261ZM135 264H137V263H135ZM145 264V263H144ZM148 264V263H147ZM198 264V263H197ZM219 264V263H218Z\"/></svg>",
	"mask_w": 264,
	"mask_h": 264
}]
</instances>
